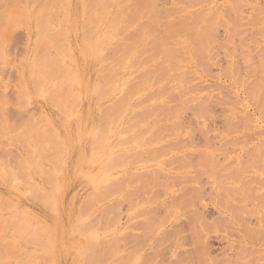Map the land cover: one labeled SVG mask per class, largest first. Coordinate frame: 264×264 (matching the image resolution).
Masks as SVG:
<instances>
[{
  "label": "rangeland",
  "instance_id": "obj_1",
  "mask_svg": "<svg viewBox=\"0 0 264 264\" xmlns=\"http://www.w3.org/2000/svg\"><path fill=\"white\" fill-rule=\"evenodd\" d=\"M15 1L14 0H2V1L0 0V4L1 3L3 4V5L1 4L3 7H0V12H1L0 14L4 13V14L0 15V28L1 27H3V28L7 27L8 28V30H7V28H6V30L3 28H1L3 30L0 29L1 30L0 36L2 39V41L0 40V42L3 43V44L0 43V50L2 51V52L0 51V54H2L0 56L1 57L0 61L2 62L0 65V103L2 105L4 104L3 105L4 110L1 108L2 105L0 104V106H1L0 107V121L3 120V121H1L2 124L0 123L1 124L0 129L2 128L1 129L2 131H0V144H2L0 146V264H125L126 261L128 262L129 257L135 256L136 253H139L140 255L137 254L135 256L136 258H130L131 261H129L130 263L128 262L129 264H160V263L161 264H170V263L178 264L182 261H183V263H181V264H196V263L202 264L203 261H205L203 264H245V262H246V264H251L250 261H252L253 257L256 259H257V257L260 258L257 260L253 259L255 261V262H253V264H262V263L264 264V259L263 260L261 259L262 257L264 258V237H263V235H264V223L263 222L264 221L261 222V220L259 219V216L258 217L256 216V213L252 214L254 207L250 203L248 206L246 205L245 202H249L247 200L248 197H247V199L245 198L246 196H249V195H246L248 193L247 192L244 193L245 191L242 192L241 190H239L241 183L244 182L245 179L247 182L248 178H246V176L247 175L250 176L251 170L249 171V174H248L247 171L250 169L248 166V165H250L249 164L250 161H248L249 162L248 164L246 163L247 162L246 159H248V158H245L247 156L245 152H243L241 154L242 158H241V156H239L240 153H239V151L237 152V150L239 149V146L236 144V141L238 140L237 137H239V134L243 135V137L245 139L243 143H245V142L248 143V141H249L247 138L249 131L247 130L248 127H245V125L246 126L248 124L250 125V118L251 117H249L248 115L253 113V109H252V105H251L253 103V98H252V95H250V94H252V93H250L251 92L250 91L251 78H250V73H247V71H248L247 66L249 63L248 62L249 61V58H248L249 55L253 56V54L255 53L254 52L252 54L251 53L252 50H254L257 46L258 47L264 46V32H263L264 31V0H151L153 2V5H152L153 7H150V9H152V10H150L149 8L147 10H145V8H144V10H142L143 8H142V6H140L141 7L140 12L141 13L139 12L140 15H138V17L139 16H142V17L139 18L140 20H138V17H137V21L135 22V24H131V25H130L129 21H131V23H132L133 20L134 21L136 20V18L131 20L133 18L131 16L133 15L132 12L135 10L134 7H136L135 5L137 4V2H135V5H134L133 4L134 2L132 0H128L127 1L128 3L124 2L123 4H121L120 6L118 5V6L123 7V8L125 7V10H126V8H129L132 10V11L130 10V12H128L129 9H127V11L125 13L123 12L124 16L127 15L130 17V19H128L129 21L126 19L127 16L121 17L123 15L120 14L121 16L119 15V18H120V21L122 20V22L119 23L118 28H116V29L118 30L120 27H122L118 30V32L121 31L118 33V34L121 33V35L115 36L114 33H117V31H114L115 30L114 29L113 31H110V33H111L110 36H109L110 33L108 34V39H107V37L105 39H103V36L106 33V31L108 30L107 29V20H109V18L118 16L117 14H116V16H112L114 11L116 12V10L119 11L118 9H120L117 6L113 7V6H115L117 0L112 1V2H115L114 5L112 2L109 3L110 0H108V5L107 4L106 5L108 8L110 6L109 9H107L106 6H103V4H105V1H107V0H101L102 3L101 2L98 3L97 0L96 1L90 0V1L97 2L96 3L97 5L95 7L93 4L94 10H97L95 13H94V11H92L93 8L92 9L90 8L92 5V2L91 3L88 2L89 0L86 2V0H84L86 2V3L84 2L85 5L87 3H90V5L88 4L90 6L88 12L91 11L92 14L91 13H89V14H91L94 17V18H92L93 21L91 19H89L91 17L88 18V16H90V15H88V13H86V12L85 13L87 15L83 12L86 16H84V14H82L84 18L86 17L85 20H84V18H82L80 16L81 14H79V16L76 17L77 19L75 17L69 18V17H71V15H67L68 16L67 21H70V20L74 21V24L73 23L72 24H70V23L66 24L65 22L62 23L61 20L62 19L66 20V17H67L66 14H68V13L72 14L71 12H69L71 10L70 6H71L72 10H75L77 7L80 10V8H79L81 6L80 0H67L68 1L67 3L64 0H62V1L56 0V2L54 0L53 3L54 4L56 3L55 6L57 7V9H56V7L53 5L55 7V9L58 11V7L61 6L62 10H59L60 13L58 12L59 15H56L57 17L54 14H52V15L50 14L52 16V18H50V15H49V13L53 12V8H51V6L53 4V3H51L52 0H45V2L47 1V2L51 3V4L47 3V5H50L49 9L51 11V12L49 11L47 13L49 18L45 15L46 13H41V12H44L43 10H41V11L39 10L40 13H38L39 11L38 12L36 11L37 6H35L34 3L32 2L34 0H24L26 2V3H24L25 6H23V2H24L23 0H15ZM35 1H36V5H38L37 4L38 0H35ZM57 1H59L60 3H62L64 1L65 6L63 5V3L61 5H59L60 3ZM131 1H132V3H131ZM5 2H6V5H8L9 7L12 6L11 8L13 10L11 8H9L8 6L6 8ZM9 2L10 3L12 2L11 3L12 5L9 4ZM40 2H44V0H42V1L39 0L38 3H40ZM122 2L120 1V3H122ZM16 3H18L17 6L18 5L20 6L22 4L23 7H26L25 11H23V7L20 6V8H19L20 11L22 10V13L25 12L26 16H23L24 14L23 15L18 14L20 11L18 9L19 6L17 7ZM44 3H41V4H43V6H44ZM120 3L118 2L117 4H120ZM130 3L133 6H131ZM28 4H29V6H27ZM32 4L34 5V8H36V9L33 8ZM41 4H39V5L42 8ZM67 4H68V6H67ZM98 4L101 7H99ZM125 4H126V6H125ZM13 5L17 11L16 10L14 11ZM72 5H74V6H72ZM102 6H103V8L105 7L104 10L107 9V11H105V12H104V10L102 11V9H103ZM111 6H112V8H111ZM47 7H49V6H47ZM8 8H9V11L4 10V9H8ZM43 8L46 9V7H43ZM86 8H88L87 5H86ZM86 8H85V11L88 10V9L86 10ZM133 8H134V10H133ZM154 8H155V10H153ZM66 10H67V13H66ZM5 11L9 12V13L7 12L9 14V17L14 16V14L15 15L18 14L19 17L14 16V17H12V19L16 20L18 18L19 20H16V21L17 22L21 21V22L19 24H17V23L15 24V21L10 19L11 21H13V22H11L8 19V15L5 14ZM26 11H27V13H29V15L26 13ZM34 11H36L37 14ZM111 11H113V12H111ZM143 11H145V12H143ZM97 12L102 17L101 16L100 17L94 16V15H98ZM146 12L147 13L149 12V13L147 14ZM61 13L64 15H62ZM106 13H109V14H106ZM150 13L151 14L154 13V15L152 14L153 17L149 16V15H151ZM41 14H43L44 16H41ZM22 16H23V19L20 18ZM40 16L44 17V18H42L43 22L47 17L48 20L51 21V23H50V21H49V23L51 25H53V28H55V26L58 27L57 25H60L58 27L59 30H60V28L65 27L64 30L63 29L60 30L63 32H65V30H69V28L71 26L72 29H70L68 32L66 31V36H67L66 39L68 38V40H67L68 44L71 42L70 46L72 47L73 50L71 51V53H69L67 55L69 56L71 54V56H72L74 53V55L77 59L78 58L80 59V57H78V56H80V54L83 53V52H81V50L83 51V47H84L83 46L84 44L82 45V40H83L82 35H84V34H81L80 31H82V30L84 31L85 28L90 29L91 28L90 26H92L91 24H93L92 28L96 27V29H93L94 32H92L93 31L92 28L90 29L91 33L93 34L92 36L94 37V35L95 36L97 35L95 40L97 39L98 36H101L102 40L100 41V39H99V41L102 44H103V41H105L106 43L103 44L104 46L106 44L108 45V42L113 43V41L111 40L113 37L110 38L113 35L115 36L114 43L116 41V44H120V43L123 44L124 41L125 42L128 41L129 43H125L128 45L129 44L132 45L130 42L133 43L132 47L134 46L133 52L135 54L130 55V56H133V59L134 58L136 59V60L134 59L136 64H134L135 63L134 62L132 67L136 68V66H137L138 70L136 71V69L134 68L135 71H133L132 70L133 68L132 67L130 68L131 63H129L130 65L128 67H127V65H128V63H127L126 67L128 69L125 67L126 69L123 68L124 70H122V69L120 70L121 72H119V73L120 74L122 73L121 75L119 73L116 74L117 75L116 81H118L117 87H119V89H120L122 86H124L123 83L125 85H127L124 81H129V84H130L129 87L136 89V91H138L141 88V86L143 89V85H146L147 88L144 87L145 91L143 90L144 93L142 94L141 97L140 96L138 97L136 95V98H134L135 94H134V96H132L133 99L131 100V102H128L129 107L126 106V107H128V109L127 110L124 109V111L125 110L126 111L121 112V113H123V114H120L122 116L119 115L121 118H119V116H115V117L113 116V115H117L118 114L117 112H116L117 114L116 113L115 114L110 113L111 114L110 115L107 111H105V109H108L107 107L111 108L113 106V103H111L112 101L113 102L116 101V103L119 101L117 99L120 96H118L119 94H117V93H120L121 91L115 92L112 94L109 92L110 93V94L108 93L109 95L107 93L106 94L103 93V95H104L103 96L100 93L101 89H98L99 87L98 88L95 87L97 85V83L99 82L98 79L101 76H102L101 78H103L105 76L104 74L106 72L105 67H103L106 64L104 62H102V60H101L102 56H99L100 58L99 57H95V59L93 58L96 62L95 63L92 62L91 64H89L92 60L89 59V61H88V59H86V57L82 58L83 55L81 54L82 61H81V64L78 66L76 64L80 63L79 59L77 62H75L77 59L74 60V58H75L74 55H73L74 58L71 56H69V58H68L67 55L64 57L65 59L67 58L68 60L71 59L70 61H72V58H73V60H74L73 62L75 63V65L73 64V62H69L68 60L67 61L69 64L65 60V65L68 67H71L70 69H72V68H74V66H76L77 70L75 68V70L72 69V71L73 70H74L73 72L76 71L77 75L80 74L82 76L81 70L84 67L83 76L79 77L83 80L80 86L79 85L75 86L76 84H74V82H72L69 77H68L69 79L68 78L66 79V77H67L66 72H65V75H63L65 77L64 80H66V81L69 80V84L67 83V86L70 87L72 85V83L74 84L73 85L74 88L75 87L78 88V86H79L78 91H80V92H77V91H75L76 89H74V94H75V92L79 93V94H77V93L75 94L78 96V99H75V101L80 99L79 101L81 102V105L79 104L80 106L78 105V107H77V104H74L73 98L72 99L67 98V99H70L68 104H71V102L73 100L72 103H73L74 107L77 108V111H76L77 114L75 112L76 109H74L72 104H71L72 106H70V105L67 106V103L63 102V101L68 102V100H66V97H68V96L71 97L72 95L74 96V94L71 95V93H70L72 91V89H70L72 86L69 88L70 89V91H69L68 87L65 85V82L62 84V82L64 80L59 79V78H62V75H59L61 77H57L60 81H62V82H58V83H61L59 85L61 90L59 89L58 86L57 87L60 91H62L63 86H65L64 88L67 87V89H66L67 91L65 92L66 96H65L64 100L61 102V104H63L62 106H60L61 104L59 102V99H57L59 102L57 108H59L61 110L63 109V112L61 110H60L61 111L60 112L59 109H57V108L56 109L52 108V107L56 106V105L54 106L53 103H54V101L57 102V100L55 98H58V96L60 94L57 97H55L57 94L56 95L53 94V98L51 96L52 100L55 99V100H53V102L50 99H47L46 96H48L50 94L49 93L45 94V91H44V95H43L44 97L38 96V94H36L37 96L34 95L40 89L41 85L39 86V84H41V83L43 84V81L39 75L34 76L35 79L37 78V80H39V82H41V83H39L37 81L38 84L36 82V84L39 86V89L35 90L36 89L35 84H33L31 82L32 76L29 77L27 75V73L26 74L23 73L24 68L22 67V69H23V71H22V69L20 67H21V65H23L22 64L23 61H25L24 62V64H25L27 61H31L32 59L36 58L40 53H42V52H40L41 49L38 46L39 44H38V40H37V39H39V41H40V37L37 38V36L39 35L38 33H41V31L37 32V30H39L40 28L38 26H35L37 24L38 25L42 24V22L39 23V19H41ZM154 16H156L158 18V19H156V21H155ZM55 17L58 19H59V17H61L62 19L58 20ZM97 17L99 19H97ZM4 18L5 19L7 18L6 20L7 21L9 20V21H8V23H6V21L4 20L3 24L4 23L5 24L3 25L2 20ZM152 18H153V20H152ZM183 18H184L185 23L188 22L186 25H188L189 27H186L187 30L185 29L182 31L179 29L180 28L179 22L180 21L183 22L182 21ZM42 19H41V21H42ZM52 19H53V21H52ZM88 19L91 20L90 24H89ZM94 19L99 21L100 24L98 22V25L96 26L97 21ZM187 19H188V21H187ZM55 20L56 21L58 20V21L55 23ZM65 20H63V21H65ZM150 21L152 23H150ZM153 21H155L158 25L154 24ZM23 22H24V25H25V22H27V27L26 26L24 27ZM60 22H61V24H60ZM82 22L86 23V25L83 24ZM126 22L127 23L129 22V26L131 27V28L130 27L127 28V26H126V29H128V30H126L125 27L123 28V25H127ZM12 23H13V26L11 25ZM50 24H48L49 27L47 26V22H46L45 26H42V25H44V24H42L41 29H42V27H44V29L47 27H48V29H51ZM62 24H64V25H62ZM82 24L84 26L83 27L84 29L82 28L80 30V28L82 27ZM120 24H121V26H120ZM137 24L138 25L140 24V25L138 26ZM153 24H154V26H153ZM155 25H157L156 28H155ZM68 26H69V28H68ZM132 26H135V28H136V26H138L137 28H139V29H135L136 31L132 30V28L134 29V27H132ZM147 26H148L149 30L147 29ZM205 26L208 28H206ZM36 27H38L39 29H37ZM141 27L143 28V30ZM35 28L37 30H35ZM74 28H76V29H74ZM158 28H159V30H157ZM171 28H173V30ZM203 28H206V30L205 29L203 30ZM9 29H12L11 32L9 31ZM44 29H43V32H44ZM103 29H106V30L104 31ZM121 29H123V30L125 29L123 31L124 33H122ZM129 29H131V30H129ZM146 29H147V32H146L147 34L144 32V31H146ZM166 29L169 30L168 33H166L167 32ZM170 29H171V31H170ZM71 30H73V31H71ZM90 30H88V31H90ZM137 30L140 32V34H139V32H137ZM140 30L143 33H141ZM199 30H200V32H199ZM46 31H45V33H48ZM83 31H82V33H83ZM88 31H86V32H88ZM98 31H99V33H98ZM103 31L105 33H103ZM76 32L78 33V35ZM133 32H135V33L133 34ZM89 34H87L85 36L88 37ZM136 34L138 36H136ZM208 34H210V36ZM6 35H8V36H6ZM26 35L28 38H26ZM42 35H40V36H42ZM51 35L52 34L50 31V36ZM68 35L71 38L72 37L73 38L71 39ZM149 35H151V36L155 35V38H152ZM159 35L161 37H159ZM2 36L7 37V38H5V40H4ZM47 36H49V35H47ZM85 36H84V38H85ZM156 36H158L159 41H157ZM90 37H91V34H90ZM162 37L165 40H162ZM116 38H117V40L120 38L118 40V41H120L119 43L116 40ZM128 38L129 39L131 38V40L134 38L135 41L128 40ZM138 38H139V40H138ZM160 38H161V40H160ZM33 39L36 40V43ZM69 39H70V41H69ZM85 39L83 40V42L87 43V41ZM179 39H182L183 41L179 40ZM3 40L5 43L3 42ZM140 40L142 43L140 42ZM110 41H112V42H110ZM122 41H123V43H122ZM137 41L140 43H137ZM160 41H162V42H160ZM181 41H182V45H180ZM159 42L161 43V45L163 44V46L160 45V47H159V45H158ZM76 43H77V45L80 44L83 47H81L79 45L81 47V49H78L79 47L76 45ZM114 43H113V45H115ZM167 43H168V45H167ZM125 44H123V45H125ZM138 44H140V46L141 45L142 46L140 47V46H138ZM1 45H3V46H1ZM98 45H99V43H98ZM128 45H126V46H128ZM34 46H36V47H34ZM116 46H118V45H116ZM116 46L112 47V44H111L112 48H110V49L111 50L113 49V50L111 51L109 49V47H108V49L105 50L106 51L105 55L108 54L109 57L111 56L109 58L110 61H112V59L115 60L119 56L120 50H119V48H116ZM167 46H169V47H167ZM1 47H2V49H1ZM3 47H4V49H3ZM135 47H137V48L135 49ZM165 47H167V48H165ZM55 48H57V47H55ZM55 48L51 47L50 51L48 48V51L50 53L52 50L51 56H53V54H54L53 52L56 51ZM115 48L118 49V51ZM161 48H163V49H161ZM39 49H40V51L37 54V51ZM167 49H168V51H167ZM78 50H80L79 51V53L81 52L80 54L78 53ZM109 50H110V52H109ZM115 50H116V52H115ZM121 50H123V49H121ZM161 50H162V53H160ZM141 51H142V54H140ZM57 52H58V50L56 51V53ZM151 52L154 55H150V54H152ZM165 52H167V53L170 52L172 54L170 56V53H168L170 58L174 57V59L176 60L177 66L175 65V62L170 63V61H169L170 58L168 57V55L167 56L165 55ZM33 53H34V55H33ZM116 53L118 55L115 56ZM144 53H145V55H143ZM174 53H175V55H174ZM3 54H5L7 57L5 55L3 57ZM76 54H79V55L76 56ZM122 54L126 55L127 53L123 52ZM123 55H120L121 57L119 56L120 59L126 60L127 57L125 59V56H123ZM159 55L160 56L162 55L163 57L162 56L160 57ZM33 56H34V58H33ZM2 57L4 59H2ZM21 57H22V59H21ZM23 57L25 59H23ZM147 57H151V58H147ZM165 57H167V58H165ZM254 57H255V55H254ZM256 57H257V53H256ZM145 58L150 59L149 62H147V59H145ZM97 59H98V61H97ZM166 59H167V61H166ZM250 59H251V57H250ZM83 60H84V63H86L88 61L87 63L89 65H87V63H86L85 66H83L84 65V63L82 64ZM100 60H101L102 64L100 63ZM20 61H21V65H20ZM70 63L72 66H70ZM142 63H144L146 67L143 65L144 66V68H143ZM165 63H167V64H165ZM159 64H161V66ZM23 66L25 67V65H23ZM79 66L82 67V69ZM140 66H142L141 67L142 69H139ZM148 66H149V70H146V71H150L151 73H149V72L148 73L151 74L152 77L150 79V76L148 74L149 80L146 82V80L142 79V75H143L145 69L148 68ZM179 66H181V67L177 68ZM78 67L81 70L79 69V71H78ZM101 67H103L102 68L103 71L98 70V69H101ZM161 67H162V69H161ZM175 67L178 70L179 69L180 70L177 71ZM150 68H151V70H150ZM163 68L165 69L164 72H163V70H164ZM86 69H87V74L86 73L84 74ZM116 69H118V67ZM143 69H144V71H143ZM159 69H160V71H157ZM167 70H169V73H167ZM20 71H22V72H20ZM116 71H115V73H116ZM129 71H130V73H129ZM161 71L164 74L165 73L166 74L164 75ZM160 72H161V75H160ZM62 73L64 74V72H62ZM158 73H159V76H156V78H155L156 80H155L154 79L155 76L153 77V75H157ZM128 74H130V75H128ZM168 74H170V75H168ZM171 74L174 77L171 76ZM80 75H78V76H80ZM84 75L86 78L84 77ZM140 75H141V77H140ZM20 76H22L24 79V82H27V83H22L23 79ZM68 76H71V75L69 74ZM98 76H100V77H98ZM138 76L140 77L139 79H138ZM161 76H162V78H161ZM177 76L180 78H178ZM26 77H28V78H26ZM125 77L127 80L125 79ZM128 77H132V78L130 79ZM159 77H160V81H162V79H164V77H165V79H164L165 81L164 80L162 82L158 81ZM19 78H21L22 80H18ZM26 79H29V81L31 82L32 85L31 84L28 85L29 81ZM140 79H142L144 81V83H146V84H143V81H140ZM50 80H51V77H50ZM54 80L55 79L52 78L51 81H54ZM88 80H90V84L88 86L91 85L89 88L86 87V84L89 83ZM91 80L93 82H91ZM100 80H102V79H100ZM150 80H151V84H149ZM169 80H170V82H169ZM171 80L172 81L174 80V82H171ZM176 81L178 82V84ZM186 81H188V84L186 83ZM240 81L241 82L245 81V84H244V82H242L243 83L242 84ZM20 82L23 84L22 87H20V85H22ZM83 82H84V84H83ZM95 82H97V83H95ZM103 82L101 84H103L102 85V86H104L103 88L106 89L105 86L107 84H105L104 80H103ZM140 82H142V84ZM157 82H159L160 84L163 83L164 86H166V84H167V86L164 87V86H162V84L158 85ZM164 82H166V84ZM238 82H240L242 86L244 85L243 86L244 88ZM19 83H20V85H19ZM174 83H175V85H174ZM99 84L97 86H101ZM121 84H122V86H121ZM179 84H181V85H179ZM37 85H36V87H37ZM93 85H95V86H93ZM24 86H25V89H24ZM29 86H31V87L29 88ZM149 86L150 87L152 86V87L150 88ZM160 86H161V89H160ZM179 86H181V87H179ZM94 87L99 90V91L97 90L99 92L98 94L99 95L101 94L102 97H100L101 95L99 96L98 94H94V93H97L96 91L95 92H94V90L90 91V88L94 89ZM174 87H176V88H174ZM43 88H45V87H43ZM85 88H87L88 91H86ZM103 88H102L101 92H103ZM132 88H130L129 92H131ZM165 88H166V90L168 89V92L164 91ZM21 89H23V90L21 91ZM58 89H56V92ZM134 89H132V91ZM147 89H149V90H147ZM24 90L28 91V94H29L28 97L26 96L27 93ZM41 91H43V90H41ZM60 91L58 93H60ZM63 91H65V90H63ZM19 92H21V94L23 92V95L19 96ZM82 92H84V93H82ZM38 93L40 95L43 94V93H40V91ZM161 93H162V95H160ZM62 94H63V92H62ZM84 94L86 97L84 96ZM93 94L95 97L93 96ZM79 95H81V96H79ZM87 95H89V96L87 97ZM90 95H91V97H90ZM24 96L27 97L28 101L24 98ZM83 96H84V98H83ZM115 96L118 98H115ZM18 97H22L21 98L22 100L19 99V101L21 100L20 105H18L19 104ZM97 97L99 98V100H100V98H102L101 99L102 101L101 100L99 101ZM128 98H129V96H128ZM44 99H45V101H44ZM186 99L188 101H185ZM22 101H23V105H22ZM48 101L50 103L52 102L53 105L49 104ZM79 101H76L75 103H77V102L80 103ZM128 101H130V100H128ZM183 101L186 103H184ZM111 104H112V106L110 107L109 105H111ZM182 104H183V106H182ZM243 104L245 107L243 106ZM137 105H140L139 108L137 107L138 109H136ZM64 106H65V108H63ZM180 106H181V108H180ZM68 107H70V108H68ZM150 107H153L155 109L152 110V108H150ZM142 109H143V111H142ZM145 109H147L149 111V115L147 114L148 111H146ZM149 109H151L152 112L155 113V115ZM73 110H74V112H73ZM99 111L101 112V115H99L100 114ZM67 112H68V114H67ZM79 112H81V113H79ZM105 112H107L110 115V116H108L109 120H110V118L112 119L111 123L109 122V124H110L109 126H111V124L114 121H115L114 124L117 122L115 126H113V127L111 126L112 129L110 127H108V125H107L108 120L106 121L107 114ZM145 112H147V113H145ZM4 113H5V115H4ZM61 113H64V114H61ZM102 113H103L104 117L102 116ZM175 113H176V115H175ZM78 114L81 116H78ZM105 114H106V116H105ZM143 114H144V116L147 114L146 117L151 116L152 119L149 118V119H151V120H149V119H146V117L145 118L143 117L144 118V121H143V119H140L143 116ZM1 115H3V116H1ZM71 115H73V116L75 115V117L76 116L77 117L73 118V116H71ZM87 115L88 116L91 115V116L88 117ZM140 115H142V116H140ZM258 115L260 116V114H258ZM99 116H102L100 118L102 121H100V119L98 118ZM170 116L172 117V119ZM239 116L241 118V120L239 121V122H241L240 124L243 123L241 126L239 125V122L237 121V120H239L238 119ZM46 117H49V118H46ZM66 117L68 118V120H66ZM78 117L80 119L79 120L80 122H77L78 120H75ZM82 117H83V119H81ZM135 118H137V119H135ZM168 118H169V120H168ZM246 118H248L249 120ZM46 119H47V121H46ZM98 119H99V121H98ZM117 119H119V120H117ZM242 119H244V120H242ZM138 120L140 122L143 121L145 125L143 124V122H141L142 123L141 124ZM44 121H46L45 124H44ZM90 121H92V124ZM152 121H154V122H152ZM66 122H67V124L63 125ZM74 122L79 123L80 126H78ZM81 122L83 125L81 124ZM85 122H87V123H85ZM99 122H100V125H99L100 128L102 126V132L104 131V128L105 129L107 128V130H108V131L106 130L107 133H103V135H105V136L107 135L106 136V138H107L106 146H108V147H106V148H103V146L100 143H98V139L103 135H100V137H99V135L94 136V134H92V133L97 134L101 131V129L98 128L100 131L98 130L99 132L98 131L95 132L97 130L96 128H97ZM101 122H103V123H101ZM137 122H139V123H137ZM237 122H238V124H237ZM30 123H32V124L36 123L37 125L35 126V124H34L33 126L38 127V125H39L40 129L41 128L45 129L44 131L41 129L42 130L41 131V130H39V127H38L37 133L39 132V133H41L39 135H42V134H44V132H46L44 135V137H46V138H45V144H43L44 145L43 147L44 148L47 147L45 150H47V151L49 150V152L55 153L54 154L55 156H48L51 153L48 155L43 153L42 156L41 155L39 156V153H41L42 151L41 152L39 151V153H38L37 149L39 147H35L36 148L35 149L34 146L36 143L35 142L32 143V141H34L36 139V137L38 136V135L36 136V129L37 128L34 129V134L36 137L34 135H31L33 133V129H32V131H30L31 134H28V136H31V138L26 135V133H28L26 127H28ZM104 123L106 124V126ZM179 123H180V125H179ZM61 124H62V126H61ZM86 124H90V125L86 126ZM114 124H112V125H114ZM173 124L176 125L177 128H175V126ZM3 125H4V127H3ZM41 125L46 126V127H41ZM125 125H126V128L123 129L125 127ZM148 125H149L150 129L148 128ZM31 126L29 128H32ZM90 126L92 128L95 126L94 127L95 129L93 132H88V131H90L89 130L91 128ZM169 126L172 128H170ZM47 127H50V128H47ZM77 127H78V129H77ZM79 127H80V129H79ZM88 127H90V128H88ZM182 127H184V128H182ZM239 128H240V131H239ZM50 129H52V131H50ZM171 129H173V130H171ZM4 130H6V131H4ZM83 130H84V132L86 131L87 134H86V132L82 134ZM112 130H113V132H112ZM176 130H179V131H176ZM181 130H182V132H181ZM71 131H72V133H71ZM91 131H92V129H91ZM110 131L112 133H110ZM126 131H128V132L126 133ZM171 131H173V132H171ZM174 131H176L177 133L176 132L174 133ZM241 131H242V133H241ZM2 132H5L6 134L2 133ZM55 132H57V134ZM77 132H78L77 135L79 136L78 140H76L77 136L75 137ZM120 132H121V134H120ZM140 132L142 134L141 136L139 135ZM88 133H91L92 135L88 134ZM155 133L158 135H155ZM246 133H247V135H246ZM48 134L49 135L51 134L52 136L50 135V138H49ZM58 134H59V137L57 136ZM128 134H130V136ZM131 134H132V136H131ZM133 134H134V137H133ZM135 134H137L142 140L138 139L137 138L138 136ZM171 134H173V136ZM16 136H18V137H16ZM22 136L28 137V138H26V142H25V140L23 141V138L25 139V137H22ZM32 136H34L35 138L34 137L32 138ZM135 136H137L136 138L138 140L135 138ZM156 136H158V138L156 139L158 142L155 141V139H154ZM161 136H162V139L160 138ZM168 136H170V137H168ZM174 136H175V139H174ZM14 137L16 138V140ZM62 137H63V141H61ZM128 137H129V139H130V137H131V139H132V137L135 138L136 139V140L134 139L135 144H134L133 139H132L133 143L128 139L129 142H131V143L127 142L128 145L125 144L126 141H128L127 140ZM187 137H188V139H187ZM42 138H43V135H42ZM58 138H59L60 142H59ZM94 138L95 139L97 138V140H95ZM183 138H185L187 141ZM53 139L56 140L57 142L54 141ZM116 139H117L119 144L115 143V142H117ZM70 140L74 142L73 143L74 145L71 143ZM94 140L96 141L95 145L99 144L97 146V148L94 147L95 146L93 144V142H95ZM161 140H162V142H161ZM35 141H37V140H35ZM43 141H44V138H43ZM78 141H79V143L77 144ZM87 141L88 142L90 141V142L88 143ZM137 141H139V142H137ZM150 141L152 142V145H149V144H151ZM174 141L176 142L177 145L171 143ZM24 142L26 144H24ZM143 142H145L147 144L149 142L147 147H146V144H144ZM58 143H60V144L64 143V144L59 145ZM246 143L243 145L248 148V146H246ZM69 144H71V145H69ZM129 144H130V146H129ZM154 144L156 145V147ZM46 145H49V147ZM100 145L102 146V148ZM124 145H126L127 148ZM163 145H165V146H163ZM210 145H211V147H210ZM58 146H59V148H58ZM64 146L66 149L68 147H71L70 149L68 148L69 150L67 149L68 153L64 152V151H66ZM72 146H74L75 148ZM153 146L155 147L154 149L151 148ZM60 147H61V149H60ZM148 147H150V150L152 149L153 151L151 152L148 149ZM245 147H244V149L246 150L247 148H245ZM92 148H96V151ZM108 148L111 151V155L114 157L117 155H119V156L124 155L123 151L125 148L129 154L132 151L131 156L132 155L134 156V153L138 154L140 152L139 151V149H140L143 153V154L139 153L140 158H142V159H140L138 155H135V161H137L136 160L137 156H138V159L140 160V162L146 158L143 161V162H145V164L143 165V163H138V164L136 163L137 167H136V165L131 167L132 166L131 163L133 164L135 161H132L131 158H133V157L130 158L129 156L126 155L125 157L128 160L124 156H122L121 159H119L120 161H122V163L120 164L118 161L119 166L117 164H116L117 166L114 164L113 166H115V167H113V166L109 167L108 166L109 168H107L105 165H107L108 157H110L109 156L110 152H108ZM146 148H147V150H149V153L147 152V150H145ZM172 148H175L176 150L175 149L173 150ZM32 149H33V151H32ZM50 149H52V151H50ZM99 149L104 151L103 154H102V151L100 152ZM167 149H168V151H167ZM199 149H201L202 152ZM204 149L206 151H209V152H206ZM26 150H29V153H27ZM30 150H31V153H33L32 155L30 153ZM60 150H62L63 152ZM91 150H93V151H91ZM113 150L115 152H113ZM154 150H156L155 152H157V153H155ZM158 150L160 151V153H158L159 152ZM169 150H170L171 156L168 155ZM82 151L84 153H82ZM97 151H99V154ZM34 152H35V154H34ZM90 152H91V155L89 154ZM94 152L98 154V158H97V154L96 155L92 154ZM117 152H118V154H116ZM162 152L166 153L167 156H165V157L160 156V158L158 160L155 159V160H157L156 164H158V165H156L155 163L153 164V161H155V160L152 161L151 159L147 158L149 156H152L150 158H153V157L157 158V156L156 155L153 156L152 153L153 154L154 153L155 154H164ZM203 152H205L206 155L208 153L207 158H209L208 159L209 163L205 157L206 156L205 154L203 156L200 155ZM28 154H30L31 156H29ZM44 154L47 155V156H45V158H43ZM56 154H57V156H56ZM67 154H68V156H67ZM101 154L104 155L105 158ZM58 155H60V156H58ZM81 155L82 156L84 155V156L82 157ZM94 155L96 158H93ZM141 155L145 156V158H143V156H141ZM146 155H148V156L146 157ZM180 155H183V156H180ZM209 155H211V156H209ZM173 156H174L175 160H176V158H179L181 163L179 164L176 161L173 163H172V161L168 162V160H170V159L173 160L172 159ZM181 157L185 158V159H183L185 162L181 161V159H182ZM243 157H244V159H243ZM91 158L94 159V161ZM99 158L102 160H99ZM240 158L243 159V160H241L242 164H243V166H241V167H243L242 172L241 171L239 172L237 170L239 168V166L237 168V165H238L237 162H238V160H240ZM105 159H106V162H105ZM179 159H177V160H179ZM211 159L213 162L210 161ZM124 160L126 161V163H124ZM133 160H134V158H133ZM159 160L160 161L163 160L162 161L163 163L162 162L160 163ZM202 160H204V162ZM128 162L131 166H128V164H127ZM164 163H165V165H163L162 167L159 165V164L162 165ZM166 163H170L171 165L170 164L167 165ZM206 163H208V164H206ZM211 163H214L216 165L211 164ZM178 164L179 165L182 164V165L179 166ZM209 164H210V166H209ZM139 165H141V166H139ZM193 165H194V167H193ZM142 166L143 167L145 166L144 170L140 169ZM158 166H159V169H157ZM177 166H178V169H182V170L181 171L179 170V172L176 174V172H173V171L177 168ZM39 167L42 168L41 171H40ZM43 167L45 169H43ZM170 167L173 168V170L171 169L172 171L169 170ZM152 168H154V169L152 170ZM161 168H162V170H160ZM146 169H148V170L150 169L154 174L155 173L157 174V171H158L160 173V175H163V177H161L162 179H164L167 176V175H165L166 173H168V176L171 174L172 175V176L170 175L171 177H173V175H174L175 180L177 179L176 176L178 175L177 177H179V178L176 180L177 183L176 184H174L172 182L169 183V185H171L170 187L167 184L168 189L166 188L167 181L164 180L166 183L165 184L163 183V187L166 188V189L164 188L166 191L168 190L170 192V194H168L169 198H168V196H165L166 191H163V193H162V190H164L162 186H160V187L155 186L156 187L155 190H158V192L153 190V192L156 193V194L154 193V195H156L157 197H155L153 195V192L150 191L152 189V187L150 188L148 186L150 188L149 191L152 195V198H154V197L156 199L158 198L157 203L154 202V201H156L155 198H154L155 200L151 198L153 201L151 199H148L149 197H151V195L147 193L149 188L146 189L147 190L146 194H145V191L140 190L139 185L141 186V181H140L141 178L139 179L138 177H142L143 180H145L146 175H144L145 176L144 177L143 174L144 173L148 174V171H147V173L144 172ZM140 170L142 171L141 176H137L138 174H136V173L131 175V176H133V178L129 176L130 172H132V171L133 172H136V171L139 172ZM150 170H149V172H150L149 174H152V172ZM155 170H156V172H155ZM197 170L198 171L201 170L202 173H200L201 171L197 172ZM160 171L162 172V174ZM175 171H178V170H175ZM194 171H196L198 174L195 173ZM237 171L239 172V174H242V176L241 175L239 176V174H237L238 173ZM163 172H165V174ZM184 172L186 174H189L188 177H192V175H195L194 177L197 176L196 179L195 178H190V179H194V181L195 180L199 181L200 185L197 184L198 183L197 181H195L194 183H192L193 182L192 181L191 183L187 184L186 179L188 177L186 178V176H184V174H185ZM231 172L235 176L237 174L240 179H242V180L244 179V180L240 183H238L236 181V183H237L236 184L235 181H233V179H232L233 175L231 174ZM211 173H215V174H211ZM228 173H230L231 176ZM160 175H158V177ZM222 175L226 176V178H229V180L230 179L231 180L230 181L229 180L227 181V179L224 180L223 179L224 177ZM104 176L108 181L104 178ZM114 176L117 177V179ZM118 176H119V178L122 177L123 181L127 178H129V179L132 178V180H134L135 179L134 176L137 177L140 184L138 185L139 182L137 183V181L135 182V180L132 181L133 182L132 184L135 183L134 185H136L133 192L135 194L137 193L136 198L135 197L134 198L135 199L138 198L139 199V200L137 199L138 201L135 200L133 197H132L133 198L132 199L128 194V190L129 189L131 190V189H133L132 187H134V185H132L131 182H129L131 185L128 184V186H127V188H129V189H126V185H127L128 181H131V179L130 180L127 179L126 185L124 184L123 186L118 187L117 185H120L119 183L122 181V178L118 179ZM180 176H182V178H183V176L185 177L184 178L185 180L183 179L184 181L181 178V180L183 182L178 181L180 179ZM220 176H222V177H220ZM227 176H230V177H227ZM238 176H236V177H238ZM148 177H149V175H148ZM158 177H157L158 181H154V183L155 182L159 183L160 177H159V179H158ZM218 177L220 178V181H223V182H220ZM174 178L173 179L171 178L170 181H173ZM221 178L223 180H221ZM239 178L237 179L238 181H240ZM165 179L169 180L167 178H165ZM104 180H106V181H104ZM113 180H115V182L118 180V182H119V183H117V185H115V188H116V186L118 188V189L116 188V190H117L116 192L114 190L115 189L114 186L111 187V185H113L115 183ZM119 180H121V181H119ZM234 180H236V179L234 178ZM110 181L111 182L113 181L112 182L113 184H111V183L108 184V182H110ZM161 181H163V180L160 179V185H161ZM33 182L35 183L34 185H33ZM181 182L184 184L182 185ZM219 182H220V184L222 183L221 184L222 186L219 184ZM106 183L109 186H107ZM123 183H125V181ZM158 183L156 185H158ZM37 184H39L40 187ZM177 184H179L178 186H180V185L183 186V188L180 186V189H179L176 186ZM121 185H122V182H121ZM142 185H144V183ZM145 185H147V184H145ZM172 185L175 188H173ZM137 186L139 189L137 188ZM184 186H186V188H188V189H185ZM189 186H191V187L194 186L195 188L196 187L198 188L200 186L198 189L199 192H198L197 188L195 189L197 191L194 192V190H193L194 187L192 188V190H193L192 191L189 188ZM233 186L235 188H238L239 191L237 189L235 190V188L233 189L235 191H232V189H230V187L232 188ZM36 187H38L39 189ZM94 187L95 188L98 187V188L95 189ZM99 187H103L102 190H100ZM120 187L125 188V190L123 189V191H122V188H120ZM171 187H172V189H171ZM242 187L243 186H241L242 190L245 189L244 187L243 188ZM145 188L146 187H144V189ZM42 189H43V191L45 190L44 192L46 195L43 194L44 192H40V191H42ZM98 189L100 190L99 195L97 194L98 191H96ZM126 190H127V194L129 196L130 201H132L134 204L136 203L135 205L132 204L133 207H135V209L133 210L134 214L132 213V215H131L132 211L130 213H128L129 210L131 209L130 204H129V207H128V205H126V202L128 200ZM183 190H184V192H183ZM188 190H191V191H189L188 195L185 196V192L187 193ZM139 191H142L143 193L142 192H140V193H142L144 196L148 195L147 198L144 197L145 201L142 199L143 195H140ZM174 191L176 194H174ZM178 191H180V192H178ZM221 191L227 193V195H230L232 199H230V196H229L228 198L226 197L228 199V200H226L225 193L222 194ZM236 191H238L239 193ZM38 192L41 194H39ZM92 192H94V194H92ZM190 192L193 193V196L190 194ZM122 193L124 194V197H122V195H123ZM199 193H200L201 197H200ZM90 194L93 195L92 196L93 198H91L94 200L93 203H92L93 200L90 199L91 196H88ZM101 194H104V195H101ZM130 194L132 195V193H130ZM189 194H190V196H189ZM194 194H195V196H194ZM94 195H96L97 197L95 198ZM158 195H159V197H158ZM176 195L178 197L177 200H179V202L177 200L176 201L179 204H180V201L183 199V201H182L183 203H181L182 206H183V204L186 205V203H187V205H189V207H191V205L193 207L196 204L194 201H195V199H197L196 202H198V203L195 206L197 207V205L200 204V205H198L199 208L198 207L196 208V210L198 212L196 213V211H195L194 213H191L192 209L195 210V206L193 208L192 207L189 208L186 205L187 206L186 209L182 208V210H180V211L176 210V212H177L176 217L174 219L171 218L173 221L170 219L169 223H167V225H164L166 223H163V222H167L166 219L167 220L169 219V217H167L168 213H165L166 215L164 213H161V212H164L165 209L161 208L159 211L158 209L161 206H158V205L159 204L162 205L163 203L165 204V202H164L165 199L166 200L169 199L168 202H166V204L170 203V198L172 196H175V198H176ZM197 195H198V197H197ZM51 196H53V197H51ZM107 196H109V199L105 200V199H107V198H105ZM125 196L127 197V199L125 198ZM164 197H166V198H164ZM192 197H197V198H195V199L193 198L194 200H192ZM199 197H200V200L198 199ZM222 197L225 199V201ZM236 197H239V198L243 197L242 199H240V200H242V202H240V200ZM48 198H49V200L45 202V199L47 200ZM101 198L104 199L105 201L104 200L102 201ZM120 198L121 199L125 198L126 199V200L124 199L125 203L122 201L123 199L121 200ZM233 198H235V199H233ZM243 199L245 201L244 202L245 204H243ZM89 200H91V202ZM229 200L230 201L232 200L233 202L232 201L230 202ZM234 200L239 201V202H235L236 203L235 205H239V203H240L239 206L242 207V209L245 207L247 210L249 209L250 212H248V213H250V214H248L246 212L247 211L246 209H244L243 212L245 214H243V212L241 211L242 209H240L238 206H236L241 211V213H239V209H237L236 210L237 214H240L242 217H244V219L241 217H240L241 219H238L240 215L236 216L234 214L236 207L233 209L234 213L230 212L232 207H231V209L228 207L230 209L228 213H230V214L232 213L231 214L232 218L230 217V214L226 215L227 213L222 214V216H221V211L222 210L225 211V208L227 207L226 204L228 202L230 204L231 203L234 204ZM187 201L188 202L190 201L192 203L189 202L190 204H188ZM87 202H88V204H87ZM161 202H163V203H161ZM177 202H175V203H177ZM218 202H219V204H221L220 206L217 204ZM83 203H85V204H83ZM224 203H226V204H224ZM86 204L92 207L91 210H90V208L86 207ZM91 204H94V205H91ZM138 205H139L140 209H139V207L137 208ZM141 205L144 207H142ZM223 205H225V206H223ZM112 206H113V208H112ZM157 207H158V209H157ZM164 207H166V206H164ZM168 207H169V205H168ZM143 208H145V209H143ZM153 208H155V209H153ZM137 209H139V210H137ZM141 209H143V210H141ZM156 209L158 211H156ZM103 210L107 211L108 214L106 212H103ZM135 210L137 212H139L140 214L135 215L137 213V212H135ZM146 210L147 211L150 210V211L147 212ZM154 210L156 212H153ZM162 210H164V211H162ZM188 210H190L189 211L190 213L187 212ZM233 210H231V211H233ZM143 211H146V213L148 215L150 213L156 214L157 218L159 217V219L154 218V217H156V215L150 216V215H152V214H150L149 215L150 220H149L148 217H144ZM102 212L106 215L103 216L104 214ZM111 213H113V214H111ZM126 213H127V215L128 214L129 215L127 216ZM141 213L143 214L142 216H141ZM146 213H145V216L147 215ZM158 213H161V215L166 217V219L163 218V216L161 217V215ZM180 213L186 214V216L184 215L185 219L183 218V215ZM195 213H196V215H195ZM192 214H194L193 216H195L194 217L195 219H193ZM233 214L236 216V218L238 217L236 219L237 221L235 220L234 216H232ZM100 215L102 217H100ZM181 215H182V217H181ZM189 215H190V217H189ZM107 216L109 218H107ZM138 216L141 218H136ZM197 216H198V218H200L199 220H201V221H199V220L197 221V219H198V218L196 219ZM128 217L129 218L133 217V218H136L137 220H134V219L131 220L132 222L135 221V223L133 222L134 224L131 222L128 223V220H127ZM226 217H228V218H226ZM160 218L164 219L165 221L160 219ZM177 218H179V219H177ZM190 218L193 221V225L190 224V223H192V221H190L191 220ZM111 219H113V221H117V219H119L120 221L118 220L119 221V222L117 221L118 224L114 225L113 223H117V222H113ZM155 219H156V221H155ZM138 220L140 223H138ZM157 220H159V222ZM160 220H161V222H160ZM195 220L198 223H196ZM257 220H259V222ZM150 221H152V222H150ZM174 221H175V223H172L173 226L170 228V226L172 225L171 222H174ZM177 221L178 222L180 221V222L178 224H176ZM238 221H239V223H238ZM154 222H155V224H154ZM244 222H246V223H244ZM144 223L147 225H144ZM156 223H158V224H156ZM130 224L133 226L136 224V228H133L131 226L132 228L130 227V229H132V230H130V229L124 230L125 225L128 226L127 228H129ZM140 224H143L142 227H140L141 226ZM200 224H202L204 226V228ZM137 225H138L140 230L138 229ZM156 225L162 226L163 232L167 231V234L169 233V235H167L166 233H163L166 235H159V233H160V231H162V229H161V227L159 228V226L157 227ZM175 225L179 229H177L175 227ZM256 225H258V226H256ZM153 226H155L157 229ZM233 226H235V227H233ZM144 227L146 229H143ZM231 227H233V229ZM246 227L249 229H247ZM121 229L123 232H125L124 234L127 233L128 236L127 235L125 236L123 234L124 237L121 238V236H122L120 234V232L122 233ZM142 230H144V231H142ZM151 230L153 232H151ZM178 230H180V232ZM191 230H193V232L195 231L194 232L195 236L192 234V232H190ZM127 231H129V232H127ZM141 231H142V233H141ZM174 231L176 234L174 233ZM247 231H248V233H247ZM250 231H251V233H250ZM132 232L134 234H136V237L133 238L132 236H130V234H133ZM150 232L152 233L151 235L149 234ZM171 232H172V234H171ZM143 233H145L146 235H144ZM190 233H191V235H190ZM252 233H254V234L251 235ZM134 234H133V236H135ZM137 234H139V238H138ZM153 234H155V235H153ZM247 234H248V237H247ZM117 235H119L120 237L118 238ZM147 235H148V237L153 236L154 238L151 239L152 238L151 237L149 239L147 237ZM199 235H200V237H199ZM257 235H258V237H257ZM160 236H162L161 240H160ZM166 236H168V237L171 236V237L166 238ZM193 236L195 239H192ZM252 236H254V237L252 238ZM128 237L131 240L132 244L131 243L128 244L126 242L124 243V240L128 241ZM157 237H159L158 240L161 241V243L158 241L155 244L160 243V245H163V247L158 244L159 246H157L158 247L157 249L149 248L153 242L157 241ZM239 237L240 238L243 237L242 240ZM135 238H136V244L134 242H132V241H134ZM137 238H138V240H137ZM181 238L182 239L184 238V239L182 240ZM261 238H262V240H261ZM178 239H179V241H178ZM148 240H151V242H149ZM194 241H197L198 245H197V243H194ZM176 242H177V244L179 243L178 244L179 247H181L182 245H184V246H182V248H179L177 246ZM137 243L139 245L141 244L140 246L142 249L141 248L137 249V246H136ZM174 243H175V245H174ZM181 243H184V244L180 245ZM185 243L188 244L189 246L185 245ZM201 243L202 244L204 243V245H202ZM124 244H125V246L129 245V246H127L128 248H124ZM199 244H200V247H199ZM109 245H110V247H109ZM139 245H138V248H139ZM146 245H147V247H146ZM193 245H195V246H193ZM244 245H246V246H244ZM196 247H198V248H196ZM246 247H247V249H244ZM251 247H252V249H251ZM92 248H93L94 252L91 250ZM201 248H202V250H201ZM203 248H205V250ZM170 249H171V251H170ZM129 250H130L131 254L128 253V255L130 254L131 256L130 255L128 256L126 254L127 252H129ZM158 250H160L161 253H159L160 251H158ZM194 250L196 252L198 250L197 254L199 253L200 257L195 254L196 252ZM250 250H251V252H250ZM199 251L203 252L202 254H205V255H201V252H199ZM151 253H152V256H151ZM93 254H97L98 257H100V258H97V255H95L94 257L91 258V256H93ZM244 254L246 257H244ZM134 259L135 260L137 259V260L135 261ZM172 259H174L173 260L174 262L172 261ZM258 260H259V262H257ZM248 261L250 263H247ZM176 262H178V263H176Z\"/></svg>",
  "mask_w": 264,
  "mask_h": 264
},
{
  "label": "bare ground",
  "instance_id": "obj_2",
  "mask_svg": "<svg viewBox=\"0 0 264 264\" xmlns=\"http://www.w3.org/2000/svg\"><path fill=\"white\" fill-rule=\"evenodd\" d=\"M1 1H2V0H1ZM14 1H15V0H14ZM23 1H24V0H23ZM34 1H35V0H34ZM34 1H32V2L34 3L35 6H37L36 8H37V9L39 8V9L37 10L36 8H34V5L32 4L33 8L36 9L37 12H38L39 10H40V11L43 10L44 12H41V13H46L45 15L48 17V14H47V13L50 11V9H49V8H50V5H47V3L51 4V3H53L54 0H52L51 3H50V2H47V1L45 2V0H44L45 3H44V2H40V3H38V1H39V0H38V1H37V4H38V5L41 4V3H44V6H43V4H41V5H42V8L40 7V5H39V6L36 5V1H35V2H34ZM41 1H42V0H41ZM59 1H62V0H59ZM59 1H57V2H59ZM64 1H65L66 3L68 2L67 0H64ZM64 1H63L62 3H63V5L65 6ZM87 1H88V0H86V2H87ZM95 1H96V0H95ZM95 1H90V0H89L88 2H90V3L92 2V5H91V7H90V6H89L90 3H87L86 5H87L88 8H86V5H85L86 2H85L84 0H80L81 6H82L83 8L80 6V7H79L80 10L78 9V7H77L75 10H72L71 6L69 5V6H70V9H71L69 12H71L72 14H69V13L66 14V13H67V10H66V13H65V12H64V13L66 14V16H67V15H71V17H69V18H73V17L76 18L77 16H79V14H81L80 16H81L82 18H84L82 14H84V13L86 12V13H88V15H90V16H88V18L91 17V18H89V19L92 20V18H94V17L91 15V14H92L91 11L88 12V11H89V7H90L91 9L93 8L92 11H94V13H95V12L97 11V10H94V7L97 5L96 3H97V2H98V3H100V2L102 3L101 0H97V2H95ZM112 1H114V0H110L109 3L112 2ZM115 1H116V0H115ZM120 1H121V2L123 1V2L120 3ZM127 1H128V0H125V1H124V0H119V1L117 0L115 6H113V7H116V6H117L118 8H120V9H118V10H119L121 13H120L119 11H117L116 9H115L116 12H115V11H114V12L111 11V12H113L112 16H116V14H117L118 16H116V17H112V18H109V20H107V29H108V30L106 31V33H107V34H106V33L104 32L106 29H103V30H104L103 33H105L104 36L102 35V36H103V39H105L106 37H107V39H108V34L110 33V31H113L114 29H115L114 31H117V33H114L115 36H117V35L120 36V35H121V33L118 34L119 32H121V31L118 32V30H119L120 28H122V27H120L118 30L116 29V28H118L119 23L122 22V20L120 21L119 15L121 14V15H123V16L120 15L121 17H126L127 15L124 16L123 12L125 13V12L127 11V9H129V8H126V10H125V7L123 8V7H119V6H120L121 4H123L124 2H127ZM132 1L134 2V3H133L134 5H135V2H137V4L135 5L136 7H134L136 11H135L134 8H133V10H134L135 12L133 11V12H132L133 15L131 14L132 16H131V15H130V16L133 17L131 20H133L134 18H136V20H135V21L133 20L134 22L132 21V23H131V21L128 20V19H130V17L127 16L126 19L130 22V25H131V24H135V22L137 21V17H138V15H140L139 12L141 11V9H140L141 7H140V6H142V8H143L142 10H144V8H145V10H147L148 8L150 9V7H153V6H152V5H153V2H152L151 0H136V1H135V0H132ZM132 1H131V3H132ZM15 2H16V1H15ZM15 2H14V3H15ZM17 2H18V1H17ZM20 2H21V1H20ZM55 2H56V0H55ZM73 2H74V1H73ZM84 2H85V3H84ZM93 2H94V3H93ZM118 2H119L120 4H117ZM129 2H130V1H129ZM11 3H12V2H11ZM11 3L9 2V4H11ZM18 3H19V2H18ZM18 3H16V6H17ZM24 3H26V2H25V1L23 2V6H25ZM59 3H60V2H59ZM62 3H60L59 5H61ZM80 3H79V4H80ZM103 3H104V2H103ZM112 3H113V5H114L115 2H112ZM112 3H111V4H112ZM127 3H128V2H127ZM131 3H130V5H131ZM1 4H2V3H1ZM1 4H0V5H1ZM7 4H8V3H7ZM55 4H56V3H55ZM55 4H54V3L52 4L51 8H53V12H52V13H49V15H50V14H51V15L54 14L55 16H56V15H59V13H60L59 10H62V9H61V6L58 5L59 7H58V11H57V10H56L57 7L55 6ZM69 4H70V3H69ZM76 4H77V3H76ZM88 4H89V5H88ZM93 4H94V7H93ZM106 4L108 5V0L105 1V4H103V6H106V7H107ZM2 5H3V4H2ZM2 5H1L0 7H3ZM11 5H12V4H11ZM14 5H15V4H14ZM14 5H13V8H14V11H15L16 9H15ZM46 5L49 6V7H47ZM53 5L56 7V9H55V7H54ZM118 5H119V6H118ZM5 6H6V8H7V6H8V5H6V2H5ZM18 6H19V5H18ZM18 6H17V7H18ZM20 6L23 7L22 4H21ZM20 6L18 7V9L20 8ZM27 6H29V4H28ZM67 6H68V4H67ZM72 6H74V5H72ZM98 6H99V4H98ZM103 6H102V8H103ZM125 6H126V4H125ZM127 6H128V5H127ZM131 6H133V5H131ZM8 7H9V6H8ZM11 7H12V6H11ZM11 7H9V8H11ZM43 7H46V9L43 8ZM62 7H63V6H62ZM99 7H101V6H99ZM9 8H8V9H4V10H8V11H9ZM25 8H26V7H23V11H25ZM27 8H28V7H27ZM40 8H41V9H40ZM59 8H60V9H59ZM65 8H66V7H65ZM68 8H69V7H68ZM85 8H86V10H87V9H88V10L85 11ZM104 8H105V7H104ZM104 8L102 9V11L104 10ZM109 8H110V6H109ZM109 8L107 7V9H109ZM111 8H112V6H111ZM11 9H12V8H11ZM44 9H45V10H44ZM54 9H55V10H54ZM63 9H64V8H63ZM107 9L104 10V12L107 11ZM113 9H114V8H113ZM121 9H122V10H121ZM123 9H124V10H123ZM12 10H13V9H12ZM130 10H131V9H129L128 12H130ZM150 10H152V9H150ZM153 10H155V8H154ZM8 11H7V12H8ZM16 11H17V10H16ZM19 11H20V9H19ZM36 11H34V12H36ZM40 11H39L38 13H40ZM55 11H56V12H55ZM64 11H65V10H64ZM102 11H101V12H102ZM131 11H132V10H131ZM7 12L5 11V14L8 15V19H9V20L12 19V17H14V16H15V17H19L18 14H19V15H23V14H24L23 16H26L25 12L22 13V10H21L17 15L14 14V16H12V17H11V16L9 17V14H8L9 12H8V13H7ZM30 12H31V11H30ZM34 12H33V13H34ZM37 12H36V14H37ZM50 12H51V11H50ZM58 12H59V13H58ZM83 12H84V13H83ZM101 12H100V13H101ZM108 12H109V11H108ZM117 12H118V13H117ZM128 12H127V13H128ZM143 12H145V11H143ZM0 13H1V12H0ZM12 13H13V12H12ZM26 13H27V11H26ZM56 13H57V14H56ZM62 13H63V12H62ZM62 13H61V14H62ZM86 13H85V14H86ZM89 13H91V14H89ZM97 13H98V12H97ZM97 13H96V14H97ZM102 13H103V12H102ZM109 13H110V12H109ZM109 13H106V14H109ZM114 13H115V14H114ZM140 13H141V12H140ZM146 13H147V12H146ZM148 13H149V12H148ZM148 13H147V14H148ZM2 14H4V13H2ZM2 14H0V15H2ZM27 14L29 15V13H27ZM85 14H84V16L87 15V14H86V15H85ZM103 14H104V13H103ZM144 14H145V13H144ZM150 14H151V13H150ZM152 14L154 15V13H152ZM152 14H151V15H152ZM10 15H11V14H10ZM12 15H13V14H12ZM51 15H50V18H52ZM62 15H64V14H62ZM62 15H61V16H62ZM72 15H73V16H72ZM93 15H94V14H93ZM104 15H105V14H104ZM110 15H111V14H110ZM128 15H129V14H128ZM151 15H149V16H150V17H153V15H152V16H151ZM3 16H4V15H3ZM3 16H2V17H3ZM23 16L20 17V18L23 19ZM41 16H44V15L41 14ZM41 16H40L41 19L44 18V17H41ZM66 16H65V17H66ZM94 16H99V17H100L101 15L98 13V15H94ZM106 16H107V15H106ZM33 17H34V16H33ZM47 17H46V19L44 20V22H43V19H42V21H41V19H39V23L42 22V24H44V25H42V24H40V25H38V24L35 25V26H38V27L40 28V29H39L38 27H36V28L39 29V30H37L36 28H35V30H37V32H38V31H39V32L41 31V33H38L39 35L37 36V38L40 37V41H39V39H37V40H38V44H39L38 46H39V48L41 49V51H40V49L37 51V54H38V52L40 51V52H42V53H40L41 55L39 54L40 56L38 55V56L36 57L37 59L34 58V56H33L34 59H32L31 61H27L25 64H24L25 61H23L22 64L25 65V67H24L23 65H21V61H22V60H21V61H20V65H21L20 68L22 69V67H23V68H24V71H23V69H22L23 73H25V74L27 73V75H28L29 77L32 76V77L34 78V79H33V78L31 77V82H32L33 84H35V88H36L35 90H38V89H39V86L41 85V86H40V89L43 90V91H41V90L39 89L38 92L40 91V93H43V94L40 95V94L37 92V93H35L34 95L38 94V96H43V95H44V91H45V94H47V93L50 94V95H48V96L45 95V96L47 97V99H50L52 102H53V100H55V99H56V100L59 99V102H60V104H61V102L64 100V98H65V96H66V93H65V92L67 91V90H66L67 87H68V89H69V88L72 86V87L70 88V89H72V91L70 92L71 95L74 94V89H76L75 91L80 92V91H78V88H79V86L81 85V83H82L83 80H82L81 78H79V77H82V76H83V70H84V67H83V69H82V67L79 66L82 70L78 67V71H79V69L82 71V73H81L82 76H81L80 74H78V75H80V76H78L76 71L73 72V71L75 70L76 66H74V68H72V69H74V70L72 71V69H70L71 67H68V66L65 65V60H66V62L68 63V61H69V62H73L75 59H77V58L75 57L74 53H73V55H74L75 58L73 57V55H72V56H71V54L69 55V56L73 57L74 60H73V58H72V61H70L71 59L68 60L67 58H66V59L64 58L67 54L71 53V51L73 50L72 47L70 46V43H71V42L68 44V42H67L68 38L66 39V37H67V36H66V31L68 32V31H69L70 29H72V28H71V26H70V28H69V26H68L69 30H65V32L60 31L61 29L64 30L65 27H64V28H60V30L58 29V27H59L60 25H57L58 27L55 26V28H53V25L50 24L51 21L48 20L49 17H48V18H47ZM53 17H54V16H53ZM56 17H57V16H56ZM56 17H55V18H56ZM101 17H102V16H101ZM128 17H129V18H128ZM141 17H142V16H139V17H138V20H140L139 18H141ZM28 18H29V17H28ZM67 18H68V16L66 17V20H65V19H62L61 17H59V19H62V20H61L62 23L65 22L66 24H67V23H70V24L73 23V24H74V21H71V20H70V21H67ZM154 18H155V21H156V19H158L156 16H154ZM6 19H7V18H6ZM6 19L4 18V19L2 20V24H3V21H4V20L6 21V23H8L9 20L7 21ZM15 19H16V18H15ZM21 19H20V20H21ZM36 19H37V18H36ZM56 19H58V18H56ZM59 19H58V20H59ZM76 19H77V18H76ZM85 19H86V17L84 18V20H85ZM89 19H88V20H89ZM97 19H99V18L97 17ZM122 19H123V18H122ZM148 19H149V18H148ZM188 19H189V18H188ZM188 19H187V21H188ZM12 20H13V19H12ZM16 20H19V19L17 18ZM16 20H13V21H15V24H16V23L19 24V23L21 22V21H18V22H17ZM47 20H48V21H47ZM58 20H57V21H58ZM63 20H65V21H63ZM73 20H74V19H73ZM80 20H81V19H80ZM91 20H89V24L91 23ZM94 20H96V19H94ZM100 20H101V19H100ZM124 20H125V19H124ZM150 20H151V19H150ZM152 20H153V18H152ZM152 20H151V21H152ZM10 21H11V20H10ZM13 21H11V22H13ZM23 21H24V20H23ZM49 21H50V23H49ZM52 21H53V19H52ZM57 21L55 20V23H56ZM66 21H67V22H66ZM76 21H77V20H76ZM82 21H83V20H82ZM92 21H93V20H92ZM96 21H97V20H96ZM103 21H104V20H103ZM125 21H126V20H125ZM125 21H124V22H125ZM147 21H148V20H147ZM151 21H150V23H152ZM155 21H153V23H154V24H157ZM182 21H183L184 23L181 22V21L179 22V23H180V28H179V29L182 30V31L185 30V29L187 30L186 27H189V26L186 25V24H187L188 22L185 23L184 18L182 19ZM189 21H190V20H189ZM46 22H47V26H48V27H49L48 24H50V25L52 26V27L50 26L51 29H48L47 26H46L47 28L44 29V27H42V29H41V25H42V26H45ZM98 22H99V21L96 22V23H97L96 26L98 25ZM129 22H128V23L126 22L127 25H123V28L125 27V29H126V26H127V28H129V27H130V26H129ZM138 22H139V21H138ZM9 23H10V22H9ZM52 23H53V22H52ZM65 23H64V24H65ZM82 23L86 25V23H84V22H82ZM92 23H93V22H92ZM148 23H149V22H148ZM4 24H5V23H4ZM4 24H3V25H4ZM60 24H61V22H60ZM64 24H62V25H64ZM66 24H65V25H66ZM83 24H82V27L80 28V30L84 27ZM99 24H100V22H99ZM110 24H111V25H110ZM121 24H122V23H121ZM121 24H120V26H121ZM154 24H153V26H154ZM9 25H10V24H9ZM11 25L13 26V23H12ZM21 25H22V24H21ZM23 25H24V22H23ZM87 25H88V24H87ZM91 25L93 26V24H91ZM105 25H106V24H105ZM137 25H138V24H137ZM139 25H140V24H139ZM139 25H138V26H139ZM157 25H158V24H157ZM157 25H155V28H156ZM7 26H8V25H7ZM12 26H11V27H12ZM25 26L27 27V22H25L24 27H25ZM66 26H67V25H66ZM78 26H79V25H78ZM80 26H81V25H80ZM92 26H90V27L92 28ZM100 26H101V25H100ZM138 26H136V28H135V26H132V27H134V29L132 28V30L139 29V28H137ZM205 27H206V26H205ZM1 28H3V27H1ZM1 28H0V29H1ZM6 28H7V27H5V28H3V29L6 30ZM78 28H79V27H78ZM91 28H90V29H91ZM99 28H100V27H99ZM130 28H131V27H130ZM141 28H142V27H141ZM145 28H146V27H145ZM149 28H150V27H149ZM168 28H169V27H168ZM206 28H208V27H206ZM206 28H203V30H204V29L206 30ZM3 29H1V30H3ZM27 29H28V28H27ZM43 29H44V32H43ZM47 29H48V30H47ZM57 29H58V30H57ZM74 29H76V28H74ZM83 29H84V28H83ZM85 29H86V30H85ZM85 29H84L85 32L82 30L83 33H82V31H80L81 34H84V35H82L83 37L81 36L82 39L84 40V39L87 37V36H85V35H87V34H89V33L91 34V37H90V34H89L88 37L85 39V40L87 41V43L85 42L86 44H85V43L83 42V40H82V45L84 44V45H83L84 47H83L82 45L79 44L81 47H83V51L81 50V52H83V53H81V52H80V53L83 55L82 58L86 57V59H88V61H89V59L92 60L89 64H91L92 62H94V63L96 62V61L94 60L95 57L102 56V59H101V60H102V62H104V63L106 64V65L103 66V67H105V71H106V72L104 71V72H105V74H104L105 76L103 75V76H104L103 78H101L102 76H101V77L98 76V77H100V78L98 79L99 82H98V83L95 82V83H97V85L100 83L99 85L102 86L103 84H101V83H102L103 80H104V81H105V84H107V85L105 86L107 90H106L105 88H103L104 86H102V87H101V86H97V85H96V86L93 85V86H95V87H97V88L99 87L98 89H101V91H102V88H103V92L100 91V93H101L102 95H103V93H105V94L107 93V94H108V93L110 92V93L112 94V93H115V92H119V91H121L120 93H117V94H119L118 96H120L119 98L115 96V98H118L117 100H119V101H118L117 103H116V101H114V102L112 101L111 103H113V106H112V104H111V105H109L110 107L112 106L111 108L107 107L108 109H105V111H107L109 114H110V113L115 114V113L117 112L118 114L116 113L117 115H113L114 117H115V116H119L120 114H123V113H121V112H123L124 109H126V110L128 109V107H129L128 102H131V100L133 99L132 96H134V94H135V97H134V98H136V95H137L138 97H139V96L141 97L142 94H143L144 91H145V90H144V87H146V85H143V89H142V86H141V88L139 87L140 89H139L138 91H136V89H134V88H132V87H129V86H130L129 81H124V80L126 79L127 76H126L125 79L123 80L127 85H125V84L123 83L124 86H122V84H121V86H122V87H121L122 89L120 88L121 90L119 89V87H117V83H118V81H116V76H117L116 74H118L119 72H121V71H120L121 69H122V70L126 69V68L130 65L129 63H131V65H130V68H131V67L133 66V63L135 62V61H134L135 58L133 59V56H130V55L135 54V53L133 52V51H134V48H133L134 46L132 47L133 43L130 42L132 45H130V44L128 45V44H125V43H129L128 41H127V42L124 41V43H123V41H122V43L125 44V45H123V44H121V43H120V44H116V41H115V43H114L115 36L112 34L113 36H111L110 38L113 37L111 40L113 41V43H114L115 45H113V43H109V42H108V45H109V44H110V45L108 46V45L106 44V45L104 46L103 44L106 43V42L103 41V44L100 43V41L102 40V39H101V36H98L97 39L95 40V38H96L97 35H96V36L94 35V37H93V36H92L93 34L91 33V30H90V29H87V28H85ZM93 29H96V27L92 28V30H93ZM97 29H98V28H97ZM125 29H124V30H125ZM147 29H148V26H147ZM147 29H146V31H144L145 33L147 32ZM151 29H152V28H151ZM153 29H154V28H153ZM171 29L173 30V28H171ZM171 29H170V31H171ZM1 30H0V31H1ZM7 30H8V28H7ZM11 30H12V29H9L10 32H11ZM35 30H34V31H35ZM46 30H47V31H46ZM88 30H90V31H88ZM121 30H122V33H124V32H123L124 30H123V29H121ZM126 30H128V29H126ZM129 30H131V29H129ZM142 30H143V28H142ZM148 30H149V29H148ZM157 30H159V28H158ZM166 30H167V29H166ZM45 31L48 32L49 34H48V33H45ZM50 31H51V34H52L51 36H50ZM71 31H73V30H71ZM76 31H77V30H76ZM78 31H79V30H78ZM86 31H88V32H86ZM135 31H136V30H135ZM140 31H141V30H140ZM201 31H202V30H201ZM42 32H43V33H42ZM92 32H94V30H93ZM137 32H139V31L137 30ZM149 32H150V31H149ZM149 32H148V33H149ZM168 32H169V30H167L166 33H168ZM199 32H200V30H199ZM203 32H204V31H203ZM263 32H264V31H263ZM5 33H6V32H5ZM5 33H4V34H5ZM76 33H77V32H76ZM76 33H75V34H76ZM96 33H97V32H96ZM98 33H99V31H98ZM103 33H102V34H103ZM134 33H135V32H133V34H134ZM141 33H143V32L141 31ZM166 33H165V34H166ZM7 34H8V33H7ZM42 34H43V35H42ZM68 34H69V33H68ZM72 34H73V33H72ZM100 34H101V33H100ZM133 34H132V35H133ZM137 34H138V33H137ZM137 34H136V36H138ZM139 34H140V32H139ZM146 34H147V33H146ZM146 34H145V35H146ZM149 34H150V33H149ZM152 34H153V33H152ZM40 35H42V36H40ZM47 35H49V36H47ZM69 35H70V34H69ZM69 35H68V36H69ZM77 35H78V33H77ZM110 35H111V33L109 34V36H110ZM142 35H143V34H142ZM142 35H141V36H142ZM170 35H171V34H170ZM208 35L210 36V34H208ZM208 35H207V36H208ZM4 36H5V35H4ZM6 36H8V35H6ZM84 36H85V38H84ZM149 36L152 37V38H155V35H152V36L149 35ZM167 36H168V35H167ZM209 36H208V37H209ZM2 37H3V36H2ZM35 37H36V36H35ZM35 37H34V38H35ZM69 37H70V36H69ZM75 37H76V36H75ZM89 37H90V38H89ZM156 37H157V41H159V40H158V36H156ZM159 37H161V36L159 35ZM5 38H7V37H3L4 40H5ZM26 38H28L27 35H26ZM41 38H42V39H41ZM70 38H71V37H70ZM72 38H73V37H72ZM72 38H71V39H72ZM76 38H77V37H76ZM88 38H89V39H88ZM136 38H137V37H136ZM142 38H143V37H142ZM144 38H145V37H144ZM152 38H151V39H152ZM29 39H30V38H29ZM31 39H32V38H31ZM74 39H75V38H74ZM99 39H100V41H99ZM119 39H120V38H119ZM119 39H118V40H119ZM0 40L2 41L1 36H0ZM4 40H3V42H4ZM33 40H34L35 43H36V40H35V39H33ZM116 40H117V38H116ZM118 40H117V41H118ZM122 40H123V39H122ZM126 40H127V39H126ZM128 40H131V38H130V39L128 38ZM132 40L135 41L134 38H133ZM132 40H131V41H132ZM138 40H139V38H138ZM160 40H161V38H160ZM162 40H165V39L162 37ZM179 40H182V39H179ZM179 40H178V41H179ZM28 41H29V40H28ZM69 41H70V39H69ZM74 41H75V40H74ZM112 41H110V42H112ZM147 41H148V40H147ZM182 41H183V40H182ZM182 41H181V44L179 43L180 45H182ZM186 41H187V40H186ZM119 42H120V41H118V43H119ZM140 42H141V40H140ZM140 42L137 41V43H140ZM155 42H156V41H155ZM160 42H162V41H160ZM160 42L158 43L159 47H160V45H161ZM0 43L3 44L2 42H0ZM4 43H5V42H4ZM98 43H99L100 46L98 45ZM141 43H142V42H141ZM148 43H149V42H148ZM148 43H147V44H148ZM150 43H151V42H150ZM156 43H157V42H156ZM32 44H33V43H32ZM32 44H31V45H32ZM111 44H112V47L118 45V46H116V48H119L120 53L124 50L123 52H124V53L126 52V53H127V54H126L127 56H126L125 54L123 55V54H122L123 52H122L121 54L119 53V56H120V55H123V56H125V59H126V57H127V59H126V60H123V59H120L121 56H120V57L118 56V58H116L115 60L112 59L113 62L110 61L109 58H110L111 56L109 57L108 54L105 55V52H106L105 50L108 49V47H109V49L112 48V47H111ZM135 44H136V43H135ZM147 44H146V45H147ZM36 45H37V44H36ZM76 45H77V43H76ZM79 45H77V46L79 47L78 49H81V47H80ZM97 45H98V46H97ZM102 45H103V46H102ZM126 45H128L129 47L126 46ZM136 45H137V44H136ZM149 45H150V44H149ZM156 45H157V44H156ZM167 45H168V43H167ZM1 46H3V45H1ZM138 46H140V44H138ZM138 46H137V47H138ZM141 46H142V45H141ZM141 46H140V47H141ZM161 46H163V44H162ZM34 47H36V46H34ZM51 47H54V48L57 47V48H55V49H56V51L58 50L57 53H56V51L53 52V53L55 54V55L53 54V56H51L52 50H51V53L49 52ZM122 47H123V48H122ZM137 47H135V49H136ZM147 47H148V46H147ZM147 47H146V48H147ZM159 47H158V48H159ZM167 47H169V46H167ZM167 47H165V48H167ZM37 48H38V47H37ZM48 48H49V51H48ZM116 48H115V49H116ZM120 48L123 49V50H121ZM163 48H164V47H163ZM163 48H161V49H163ZM1 49H2V47H1ZM3 49H4V47H3ZM26 49H27V48H26ZM52 49H53V48H52ZM75 49H76V48H75ZM140 49H141V48H140ZM150 49H151V48H150ZM168 49H169V48H168ZM168 49H167V51H168ZM34 50H35V49H34ZM110 50H111V49H110ZM110 50H109V52H110ZM112 50H113V49H112ZM112 50H111V51H112ZM116 50L118 51V49H116ZM116 50H115V52H116ZM146 50H147V49H146ZM164 50H165V49H164ZM0 51H1V50H0ZM75 51H76V50H75ZM79 51H80V50H78V53H79ZM136 51H137V50H136ZM1 52H2V51H1ZM35 52H36V51H35ZM35 52H34V53H35ZM48 52H49V53H48ZM138 52H139V51H138ZM170 52H171V51H170ZM170 52H168V53H170ZM254 52H255V53H254ZM3 53H4V52H3ZM25 53H26V52H25ZM34 53H33V55H34ZM80 53H79V54H80ZM112 53H113V52H112ZM117 53H118V52H117ZM117 53L115 54V56L118 55ZM151 53H152V52H151ZM160 53H162V50H161ZM166 53H167V52H165V55H166V56L168 55V57H169V54H168V53L166 54ZM251 53H252V54L254 53V54H253V56H250V55H249V57H248V58H249V61H248L249 63H248V66H247V67H248V71H247V73H250V78H251V83H250V84H251V87H250V91H251V92H250V93H252V94H250V95H252V98H253V103L251 104V105H252V109H253V113H252V114L249 113L250 115H248L249 117H251V118H250V125H249V124H248L247 126L245 125V127H248V129H247V128H246V129L249 131L248 136H247V138H248V140H249V141H248L249 144L245 142V143H246V146H248V148L245 147V146L243 145V144H245V143H243L244 140H245L244 137H243V135L239 134V137H237L238 140H237V139H236L237 141L235 140V141H236V144L239 146V149L237 148V149H238L237 152L239 151V153H240L239 156H241V158H242V155H241V154H242L243 152H245L246 155H247L245 158H248V159H246V160H247L246 163L248 164V163H249L248 161H250V163H249L250 165H248L250 169L247 171L248 174H249V171H250V170H251V171H250V176H249V175H247V176L245 175L246 178H248V179H247V182H246V179H245V181H244L245 183L242 182L244 179L242 180V179L239 178L240 175L242 176V174H239V172H240V171L242 172V168H243V167H241V166H243V164H242V161H241V160L244 159V157H243V159L240 158V160H238V162H237V164H238V165H237V168H238V166H239V168L237 169L239 172L237 171V172H238L237 174H239V176L236 174V176H238V177H236L232 172H231V174L233 175V176H232V177H233L232 179H233V181H235V183H236V181H237L238 183L242 182L241 185H240V189H239V190H241L242 192L245 191L244 193L247 192L248 194H246V195H249V196H246V197H245L246 199H247V197H248L247 200H248L249 202H245L244 199H243V204L246 203V205L248 206L249 203H250V204L254 207V209L252 208L254 212L251 210V211H252V214H255V213H256V216H257V217L259 216V219H260L261 222H262V221H264V46H263V47H258V46H257L254 50H252ZM256 53H257V57H256ZM261 53H262V54H261ZM7 54H8V53H7ZM79 54H76V56H78ZM81 54H80V56H78V57H80V59L78 58L80 63H79V64H76L77 66L81 64V61H82V59H81ZM138 54H139V53H138ZM140 54H142V51H141ZM252 54H251V55H252ZM1 55H2V54H0V56H1ZM4 55H5V54H3V57H4ZM23 55H24V54H23ZM30 55H31V54H30ZM110 55H111V54H110ZM143 55H145V53H144ZM150 55H154V54L152 53V54H150ZM156 55H157V54H156ZM171 55H172V54L170 53V56H171ZM174 55H175V53H174ZM254 55H255V57H254ZM262 55H263V56H262ZM5 56H6V55H5ZM67 56H68V55H67ZM69 56H68V58H69ZM115 56H114V57H115ZM159 56H160V55H159ZM161 56H162V55H161ZM161 56H160V57H161ZM3 57H2V59H4ZM6 57H7V56H6ZM6 57H5V58H6ZM24 57H25V56H24ZM24 57H23V59H25ZM71 57H70V58H71ZM107 57H108V58H107ZM141 57H142V56H141ZM152 57H153V56H152ZM162 57H163V56H162ZM250 57H251V59H250ZM0 58H1V57H0ZM29 58H30V57H29ZM93 58H94V59H93ZM99 58H100V57H99ZM136 58H137V57H136ZM147 58H151V57H147ZM147 58H145V59H147ZM153 58H154V57H153ZM165 58H167V57H165ZM169 58H170V57H169ZM6 59H7V58H6ZM21 59H22V57H21ZM30 59H31V58H30ZM78 59H77L75 62H77ZM155 59H156V58H155ZM171 59L173 60L174 57H171L169 61H170V63L175 62V65H176V60L174 59L175 61H174V60L172 61ZM67 60H68V61H67ZM93 60H94V61H93ZM101 60H100V63H101ZM135 60H136V59H135ZM149 60H150V59H147V62H149ZM161 60H162V59H161ZM163 60H164V59H163ZM88 61H87V62H88ZM97 61H98V59H97ZM109 61H110V62H109ZM154 61H155V60H154ZM166 61H167V59H166ZM166 61H165V62H166ZM171 61H172V62H171ZM87 62H86V63H87ZM150 62H151V61H150ZM152 62H153V61H152ZM1 63H2V62L0 61V65H1ZM83 63H84V60H83L82 64H83ZM86 63H84L83 66H85ZM107 63H108V64H107ZM127 63H128V65H127ZM68 64H69V63H68ZM73 64L75 65L74 62H73ZM89 64L87 63V65H89ZM98 64H99V63H98ZM101 64H102V63H101ZM112 64H113V65H112ZM134 64H136V62H135ZM156 64H157V63H156ZM165 64H167V63H165ZM20 65H19V66H20ZM87 65H86V66H87ZM126 65H127V67H126ZM137 65H138V64H137ZM139 65H140V64H139ZM143 65L145 66L144 63H142V66H143ZM159 65L161 66V64H159ZM171 65H172V64H171ZM19 66H18V67H19ZM70 66H72L71 63H70ZM110 66H111V67H110ZM113 66H114V67H113ZM142 66H140L139 69H142V68H141ZM144 66H143V68H144ZM153 66H154V65H153ZM157 66H158V65H157ZM176 66H177V65H176ZM67 67H68V68H67ZM103 67H101V69H98V70H102V71H103V69H102ZM112 67H113V68H112ZM117 67H118L119 70L116 69ZM125 67H126V68H125ZM145 67H146V66H145ZM162 67H163V66H162ZM162 67H161V69H162ZM170 67H171V66H170ZM180 67H181V66H179V67H177V68H180ZM85 68H86V67H85ZM88 68H89V67H88ZM98 68H99V67H98ZM107 68H108V69H107ZM123 68H124V69H123ZM132 68H133V67H132ZM134 68H135V67H134ZM134 68L132 69L133 71H135V69H136V71L138 70V69H137V66H136L135 69H134ZM159 68H160V67H159ZM164 68H165V67H164ZM164 68H163V69H164ZM175 68H176V67H175ZM177 68H176V70L179 71L180 69L178 70ZM127 69H128V68H127ZM76 70H77V68H76ZM116 70H117V71H116ZM146 70H149V66H148V68L145 69V71H144V69H143L144 73H143V75H142V79H143V80H146V82H147V81L149 80L148 77L150 76V79H151L152 75L149 74V73H151L150 71H146ZM150 70H151V68H150ZM153 70H154V69H153ZM22 71H20V72H22ZM81 71H80V72H81ZM115 71H116V73H115ZM133 71H132V72H133ZM157 71H160V69L157 70ZM164 71H165V69L163 70V72H164ZM239 71H240V70H239ZM62 72H64V74H63ZM65 72L67 73V74H66V75H67L66 79L69 77V78L71 79V81L74 82V84H76L75 86L79 85L78 88H76V87L74 88V86H73L74 84H73V83H72V85L70 84V85H71L70 87L67 86V83L69 84V80H67V81L64 80L65 77H64L63 75H65ZM141 72H142V71H141ZM148 72H149V73H148ZM161 72H162V71H161ZM161 72H160V75H161ZM163 72H162V73H163ZM171 72H172V71H171ZM17 73H18V72H17ZM59 73H60V74H59ZM61 73H62V74H61ZM78 73H79V72H78ZM85 73L87 74V69H86V71L84 72V74H85ZM101 73H102V72H101ZM129 73H130V71H129ZM139 73H140V72H139ZM167 73H169V70H167ZM239 73H240V72H239ZM69 74H70L71 76H68ZM119 74H120V73H119ZM121 74H122V73H121ZM121 74H120V75H121ZM124 74H125V73H124ZM140 74H141V73H140ZM148 74H149V76H148ZM152 74H153V73H152ZM163 74H164V73H163ZM165 74H166V73H165ZM165 74H164V75H165ZM18 75H19V74H18ZM21 75H22V74H21ZM35 75H39V76H40V78H41L42 81H43V84H42L41 82H39V80H37V78L35 79V77H34ZM59 75H62V78H63V79H62V78H59V79H60V80H64L63 82L60 81V80L57 78V77H61V76H59ZM128 75H130V74H128ZM131 75H132V74H131ZM168 75H170V74H168ZM118 76H119V75H118ZM154 76H155V77H154ZM156 76H159V73H158L157 75H153L154 79L156 78ZM162 76H163V75H162ZM162 76H161V78H162ZM171 76H173V75L171 74ZM20 77L23 79L22 76H20ZM50 77H51V80H52V78L55 79V80H54V81H51V80H50ZM84 77H85V75H84ZM120 77H121V76H120ZM132 77H133V76H132ZM132 77H128V78L131 79ZM140 77H141V75H140ZM140 77L138 76V79H139ZM169 77H170V76H169ZM173 77H174V76H173ZM177 77H178V76H177ZM21 78H19L18 80H22ZM26 78H28V77H26ZM56 78H57L58 80H57ZM69 78H68V79H69ZM85 78H86V77H85ZM133 78H134V77H133ZM157 78H158V77H157ZM171 78H172V77H171ZM178 78H180V77H178ZM181 78H182V77H181ZM88 79H89V78H88ZM100 79H102V80H100ZM142 79H140V81H143ZM164 79H165V77H164ZM164 79H162V81H163ZM167 79H168V78H167ZM26 80L29 81V79H26ZM35 80H36V81H35ZM85 80H86V79H85ZM94 80H95V79H94ZM98 80H97V81H98ZM126 80H127V79H126ZM155 80H156V79H155ZM187 80H188V79H187ZM37 81H38L39 83H41V84H39V86L37 85V84H38ZM100 81H101V82H100ZM123 81H122V82H123ZM152 81H153V80H152ZM158 81H160V77H159V80H158ZM162 81H160V82H162ZM164 81H165V80H164ZM238 81H239V80H238ZM18 82H19V81H18ZM31 82L29 81L28 85L31 84ZM36 82H37V84H36ZM58 82H62V84L65 82V85H66L67 87H66V88H64L65 86H63V88L61 87V88H62V91H60L61 89H60L59 85H60L61 83H58ZM88 82H89V83L86 84V87H87V88H89V87L91 86V85L88 86V85L90 84V80H88ZM91 82H93V81L91 80ZM127 82H128V83H127ZM169 82H170V80H169ZM171 82H174V80H173V81L171 80ZM176 82H177V81H176ZM240 82H241V81H240ZM240 82H238L240 85H241L242 82H244V84H245V81H242L241 83H240ZM20 83H21V82H20ZM20 83H19V85H20ZM22 83H27V82H24V79H23V82H22ZM22 83H21V84H22ZM103 83H104V82H103ZM120 83H121V82H120ZM140 83L142 84V82H140ZM157 83H158V85L160 84L159 82H157ZM164 83L166 84V82H164ZM167 83H168V82H167ZM182 83H183V82H182ZM186 83L188 84V81H186ZM83 84H84V82H83ZM91 84H92V83H91ZM105 84H104V85H105ZM143 84H146V83H144V81H143ZM147 84H148V83H147ZM149 84H151V80L149 81ZM161 84H162V86H164L163 83H161ZM161 84H160V85H161ZM171 84H172V83H171ZM177 84H178V82H177ZM242 84H243V83H242ZM31 85H32V84H31ZM36 85H37V87H36ZM174 85H175V83H174ZM179 85H181V84H179ZM240 85H239V86H240ZM22 86H23V84L20 85V87H22ZM42 86L45 87V88H43ZM57 86L59 87L60 90L58 89ZM61 86H62V85H61ZM93 86H92V87H93ZM126 86H127V87H126ZM166 86H167V84H166ZM166 86H164V87H166ZM172 86H173V85H172ZM241 86H242V85H241ZM243 86H244V85H243ZM243 86H242V87H243ZM30 87H31V86H29V88H30ZM95 87H94V89H93V88H90V91H91V90H92V91L94 90V92H95V91L97 92V93H94V94H98V93H99V92H98L99 90H98L97 88H95ZM149 87H150V86H149ZM149 87H148V88H149ZM151 87H152V86H151ZM151 87H150V88H151ZM169 87H170V86H169ZM179 87H181V86H179ZM87 88H85L86 91H88ZM130 88H132V89H134V90L132 91V89H131V92H129V91H130ZM146 88H147V87H146ZM174 88H176V87H174ZM243 88H244V87H243ZM24 89H25V86H24ZM32 89H33V88H32ZM56 89H58L57 92H56ZM70 89H69V91H70ZM81 89H82V88H81ZM160 89H161V86H160ZM160 89H159V90H160ZM163 89H164V88H163ZM163 89H162V90H163ZM22 90H23V89H21V91H22ZM27 90H28V89H27ZM63 90H65V91H63ZM85 90H84V91H85ZM97 90H98V91H97ZM104 90H105V91H104ZM140 90H141V91H140ZM143 90H144V91H143ZM147 90H149V89H147ZM171 90H172V89H171ZM186 90H187V89H186ZM18 91H19V90H18ZM24 91H25V90H24ZM59 91H60V93H58ZM164 91L168 92V89L166 90V88H165ZM25 92L27 93L26 96L28 97V95H29V94H28V91H25ZM33 92H34V91H33ZM62 92H63V94H62ZM72 92H73V93H72ZM77 92H75V94H76ZM82 93H84V92H82ZM87 93H88V92H87ZM92 93H93V92H92ZM92 93H91V94H92ZM110 93H109V94H110ZM30 94H31V93H30ZM53 94H55V95L57 94L55 97H57L59 94H60V95L58 96V98H55V99L52 100V99H51V96H52V98H53ZM64 94H65V95H64ZM75 94H74V96L72 95L71 97L67 95L68 97H66V100H68V102H66V101H63V102H64V103H67V106H69V105L72 106V105H73V103H72L73 100H72V102H71V104H72V105H71V104H68L70 99H67V98H71V99L73 98V99H74V104H77V107H78L79 104L81 105V102L79 101V100H80V99H79V100H76V101H79L80 103H78V102L75 103V102H76L75 99H78V96L75 95ZM77 94H79V93H77ZM85 94H86V93H85ZM85 94H84V96H85ZM94 94H93V96H94ZM101 94H100V95H101ZM109 94H108V95H109ZM20 95H23V92H22V94H21V92H19V96H20ZM31 95H32V94H31ZM98 95H99V94H98ZM100 95H99V96H100ZM102 95H101L100 97H102ZM158 95H159V94H158ZM158 95H157V96H158ZM160 95H162V93H161ZM36 96H37V95H36ZM49 96H50V97H49ZM79 96H81V95H79ZM84 96H83V98H84ZM88 96H89V95H87V97H88ZM96 96H97V95H96ZM103 96H104V95H103ZM128 96H129V98H128ZM143 96H144V95H143ZM22 97H23V96H22ZM22 97H18V102H19L18 105L21 104L20 101L22 100V99H21ZM27 97L24 96V98H25L26 100H27ZM34 97H35V96H34ZM43 97H44V96H43ZM85 97H86V96H85ZM90 97H91V95H90ZM94 97H95V96H94ZM131 97H132V98H131ZM41 98H42V97H41ZM80 98H81V97H80ZM83 98H82V99H83ZM97 98H98V97H97ZM158 98H159V97H158ZM19 99H21V100L19 101ZM42 99H43V98H42ZM101 99H102V98H100V100H101ZM30 100H31V99H30ZM50 100H49V101H50ZM98 100H99V98H98ZM100 100H99V101H100ZM128 100H130V101H128ZM27 101H28V100H27ZM44 101H45V99H44ZM49 101H48V102H49ZM99 101H98V102H99ZM101 101H102V100H101ZM136 101H137V100H136ZM185 101H188V100L186 99ZM52 102H51V103L49 102V104H51V105L54 104V106H55V105H56V106H55V107H52L51 105H50V106H51L52 108L56 109L57 106H58V103H59L58 100H57V102L54 101L53 104H52ZM95 102H96V101H95ZM108 102H109V101H108ZM139 102H140V101H139ZM183 102H184V101H183ZM241 102H242V101H241ZM56 103H57V104H56ZM114 103H115V104H114ZM140 103H141V102H140ZM148 103H149V102H148ZM151 103H152V102H151ZM154 103H155V102H154ZM184 103H186V102H184ZM0 104H1V103H0ZM60 104H59V105H60ZM135 104H136V103H135ZM137 104H138V103H137ZM149 104H150V103H149ZM1 105H2V104H1ZM3 105H4V104H3ZM3 105H2V107L0 106L2 109L4 108ZM22 105H23V101H22ZM62 105H63V104H61L60 106H62ZM80 105H79V106H80ZM133 105H134V104H133ZM155 105H156V104H155ZM180 105H181V104H180ZM67 106H66V107H67ZM95 106H96V105H95ZM99 106H100V105H99ZM106 106H107V105H106ZM126 106H128V107H126ZM139 106H140V105H137V106H136V109H138ZM182 106H183V104H182ZM184 106H185V105H184ZM243 106H244V104H243ZM73 107H74V105H73ZM97 107H98V106H97ZM133 107H134V106H133ZM137 107H138V108H137ZM244 107H245V106H244ZM63 108H65V106H64ZM68 108H70V107H68ZM88 108H89V107H88ZM91 108H92V107H91ZM150 108H152V110L155 109V108H153V107H150ZM180 108H181V106H180ZM57 109H59V108H57ZM71 109H72V108H71ZM74 109H76V110H75V112H76V111H77V108L74 107ZM103 109H104V108H103ZM122 109H123V110H122ZM134 109H135V108H134ZM3 110H4V109H3ZM60 110H61V109H59V111H60ZM68 110H69V109H68ZM87 110H88V109H87ZM126 110H125V111H126ZM145 110L148 111L147 109H145ZM145 110H144V111H145ZM149 110H151V109H149ZM152 110H151V112H152ZM240 110H241V109H240ZM57 111H58V110H57ZM61 111L63 112V109H62ZM61 111H60V112H61ZM65 111H66V110H65ZM81 111H82V110H81ZM88 111H89V110H88ZM102 111H103V110H102ZM118 111H119V112H118ZM125 111H124V112H125ZM134 111H135V110H134ZM134 111H133V112H134ZM142 111H143V109H142ZM73 112H74V110H73ZM73 112H72V113H73ZM89 112H90V111H89ZM89 112H88V113H89ZM99 112H100V111H99ZM107 112H105V113L107 114L106 121L108 120V124H107V125H108V127H110V128L112 129V127L115 126L117 122L114 124V122H115V121H114V122L112 123V124H114V125L111 124L112 127L109 126V125H110L109 122L111 123V120H112V119L110 118V120H109L108 116H110L111 114L109 115ZM133 112H132V113H133ZM65 113H66V112H65ZM79 113H81V112H79ZM91 113H92V112H91ZM91 113H90V114H91ZM141 113H142V112H141ZM145 113H147V112H145ZM152 113H153V112H152ZM168 113H169V112H168ZM61 114H64V113H61ZM67 114H68V112H67ZM76 114H77V112H76ZM76 114H75V115H76ZM106 114H105V116H106ZM147 114L149 115V111H148ZM147 114H146V115H147ZM150 114H151V113H150ZM153 114L155 115V113H153ZM258 114H260V116H259ZM4 115H5V113H4ZM65 115H66V114H65ZM75 115H74V116L71 115V116H73V118H74ZM99 115H101V112H100ZM138 115H139V114H138ZM146 115H145V116H144V114H143V116L140 115V116H142L140 119H143V121H144V118L146 117ZM151 115H152V114H151ZM175 115H176V113H175ZM1 116H3V115H1ZM66 116H67V115H66ZM78 116H81V115L78 114ZM87 116H88V115H87ZM89 116H91V115H89ZM89 116H88V117H89ZM102 116L104 117L103 113H102ZM102 116H99L98 118L100 119ZM120 116H122V115H120ZM120 116H119V118H121ZM171 116H172V115H171ZM171 116H170V117H171ZM258 116H259V117H258ZM67 117H68V116H67ZM67 117H66V120H68ZM76 117H77V116H76ZM76 117H75V118H76ZM135 117H136V116H135ZM143 117H144V118H143ZM172 117H173V116H172ZM172 117H171V119H172ZM236 117H237V116H236ZM246 117H247V116H246ZM249 117H248V118H249ZM46 118H49V117H46ZM117 118H118V117H117ZM138 118H139V117H138ZM149 118L152 119L151 116H150V117H146V119H149ZM248 118H246V119H248ZM70 119H71V118H70ZM81 119H83V117H82ZM86 119H87V118H86ZM91 119H92V118H91ZM99 119H98V121H99ZM104 119H105V118H104ZM104 119H103V120H104ZM135 119H137V118H135ZM151 119H149V120H151ZM238 119H239V120H237V121L239 122V121L241 120L240 116H239ZM246 119H245V120H246ZM44 120H45V119H44ZM50 120H51V119H50ZM50 120H49V121H50ZM71 120H72V119H71ZM75 120H78L77 122H80V121H79V120H80L79 117H78L77 119H75ZM117 120H119V119H117ZM166 120H167V119H166ZM168 120H169V118H168ZM242 120H244V119H242ZM248 120H249V119H248ZM1 121H3V120H1ZM1 121H0V123H1ZM32 121H33V120H32ZM46 121H47V119H46ZM46 121H44V124L46 123ZM82 121H83V120H82ZM100 121H102V120L100 119ZM136 121H137V120H136ZM138 121H139V120H138ZM143 121H141V122H143ZM154 121H155V120H154ZM154 121H152V122H154ZM90 122H91V124H92V121H90ZM139 122H140V121H139ZM139 122H137V123H139ZM141 122H140V123H141ZM145 122H146V121H145ZM238 122H237V124H238ZM49 123H50V122H49ZM74 123H75V122H74ZM85 123H87V122H85ZM101 123H103V122H101ZM126 123H127V122H126ZM149 123H150V122H149ZM149 123H148V124H149ZM240 123H241V122H239V125L241 126L243 123H242V124H240ZM245 123H246V122H245ZM245 123H244V124H245ZM1 124H2V123H1ZM1 124H0V126H1ZM34 124H35V126L37 125L36 123H34ZM34 124L30 123L29 126L27 125L28 127H26V129H27V132H28V133H26V135L28 136V134H31L30 131H32V129H33V133H32L31 135H34V136H35V134H34V129L37 128V129H36V136H37V135H38V136H37V137L35 136V137H36L35 140H37V141H35V140H34V141L31 140V141H32V143H33V142L36 143L35 146H34V148H35V147H39V148L37 149L38 153H39V151H40V152L42 151V152H41L42 154L39 153V156H40V155L42 156L43 153H45V154H47V155L51 153V154L48 155V156H55V155H54L55 153L49 152V150H48V151L45 150L47 147H45V148L43 147V146H44L43 144H45V138H46V137H44V135H45L46 132H44V134H42V135H43V138H44V141H43L42 135H39V134H41V133H39V132L37 133V131H38V127H39V130H41L42 128L40 129V126H39V125H38V127H35V126H33ZM65 124H67V122L64 123L63 125H65ZM75 124H77L78 126H80L79 123H75ZM81 124H82V122H81ZM93 124H94V123H93ZM104 124H105V123H104ZM141 124H142V123H141ZM143 124H144V122H143ZM176 124H177V123H176ZM31 125H32V126H31ZM49 125H50V124H49ZM82 125H83V124H82ZM87 125H90V124H86V126H87ZM99 125H100V122L98 123V126H97V128H96L97 130H96L95 132H97V131L99 130V129H98V128H100ZM101 125H102V124H101ZM144 125H145V124H144ZM146 125H147V124H146ZM171 125H172V124H171ZM173 125H174V124H173ZM179 125H180V123H179ZM182 125H183V124H182ZM30 126H31L32 128H29ZM50 126H51V125H50ZM61 126H62V124H61ZM71 126H72V125H71ZM86 126H85V127H86ZM105 126H106V124H105ZM174 126H175V128H177L176 125H174ZM3 127H4V125H3ZM34 127H35V128H34ZM41 127H46V126H42V125H41ZM51 127H52V126H51ZM69 127H70V126H69ZM90 127H91V126H90ZM90 127H88V128H90ZM94 127H95V126H94ZM94 127H93V128L91 127V128L89 129L90 131H88V132H93L94 129H95ZM103 127H104V126H103ZM116 127H117V126H116ZM146 127H147V126H146ZM169 127H170V126H169ZM47 128H50V127H47ZM75 128H76V127H75ZM119 128H120V127H119ZM122 128H123V127H122ZM125 128H126V125H125V127H124L123 129H125ZM148 128L150 129L149 125H148ZM170 128H172V127H170ZM173 128H174V127H173ZM180 128H181V127H180ZM182 128H184V127H182ZM241 128H242V127H241ZM1 129H2V128H1ZM1 129H0V131H2ZM5 129H6V128H5ZM29 129H30V130H29ZM53 129H54V128H53ZM77 129H78V127H77ZM79 129H80V127H79ZM91 129H92V131H91ZM100 129H101V131L99 130V131H100V132L98 131L99 133H97V134L92 133V134H94V136L99 135V137H100V135H103V133H107V132H106L107 128H106V129L104 128V131H105V132H104V131L102 132V126H101ZM111 129H110V130H111ZM120 129H121V128H120ZM42 130L44 131L45 129H42ZM42 130H41V131H42ZM48 130H49V129H48ZM85 130H86V129H85ZM118 130H119V129H118ZM171 130H173V129H171ZM174 130H175V129H174ZM187 130H188V129H187ZM237 130H238V129H237ZM4 131H6V130H4ZM50 131H52V129H50ZM50 131H49V132H50ZM54 131H55V130H54ZM76 131H77V130H76ZM107 131H108V130H107ZM121 131H122V130H121ZM176 131H179V130H176ZM176 131H174V133H175ZM239 131H240V128H239ZM245 131H246V130H245ZM85 132H86V131H85ZM85 132H84V130H83L82 134L85 133ZM112 132H113V130H112ZM112 132L110 131V133H112ZM127 132H128V131H126V133H127ZM171 132H173V131H171ZM171 132H170V133H171ZM181 132H182V130H181ZM237 132H238V131H237ZM2 133H5V132H2ZM42 133H43V132H42ZM55 133L57 134V132H55ZM71 133H72V131H71ZM79 133H80V132H79ZM101 133H102V134H101ZM138 133H139V132H138ZM156 133H157V132H156ZM156 133H155V135H158V134H156ZM176 133H177V132H176ZM241 133H242V131H241ZM5 134H6V133H5ZM23 134H24V133H23ZM59 134H60V133H59ZM59 134L57 135L58 137H59ZM77 134H78V132H77L76 135H75V137L77 136L76 140H78V137H79ZM86 134H87V132H86ZM88 134H91V133H88ZM92 134H91V135H92ZM120 134H121V132H120ZM179 134H180V133H179ZM188 134H189V133H188ZM17 135H18V134H17ZM48 135H49V134H48ZM50 135H51V134H50ZM50 135H49V138H50ZM53 135H54V134H53ZM68 135H69V134H68ZM91 135H90V136H91ZM115 135H116V134H115ZM123 135H124V134H123ZM126 135H127V134H126ZM126 135H125V136H126ZM128 135L130 136V134H128ZM135 135H137V134H135ZM139 135H140V136L142 135L141 132H140ZM155 135H154V136H155ZM159 135H160V134H159ZM171 135L173 136V134H171ZM180 135H181V134H180ZM246 135H247V133H246ZM9 136H10V135H9ZM11 136H12V135H11ZM14 136H15V135H14ZM18 136H19V135H18ZM18 136H16V137H18ZM27 136H26V137H25V136H22V137H25V139L23 138V141L25 140V142H26V138H28V137L31 138V136H28V137H27ZM34 136H32V138H33ZM39 136H40L42 139H41ZM51 136H52V135H51ZM86 136H87V135H86ZM86 136H85V137H86ZM106 136H107V135H106ZM106 136L103 135V136H101V137L98 139V143H100V144L103 146V148L108 147V146H106V144H107V138H106ZM108 136H109V135H108ZM131 136H132V134H131ZM137 136H138V135H137ZM137 136H135V138H136ZM35 137H34V138H35ZM55 137H56V136H55ZM126 137H127V136H126ZM133 137H134V134H133ZM133 137H132V139H133V141H134L135 138H133ZM142 137H143V136H142ZM168 137H170V136H168ZM10 138H11V137H10ZM14 138H15V137H14ZM51 138H52V137H51ZM91 138H92V137H91ZM109 138H110V137H109ZM120 138H121V137H120ZM137 138H138V139H141L139 136H138ZM137 138H136V139H137ZM157 138H158V136H156V137L154 138L155 141H157V140H156ZM160 138L162 139V136H161ZM179 138H180V137H179ZM89 139H90V138H89ZM94 139H95V138H94ZM117 139H118V138H117ZM117 139H116V141H117ZM128 139H129V137L127 138V140H128ZM132 139H131V137H130L129 140L132 142ZM136 139H135V140H136ZM138 139H137V140H138ZM174 139H175V136H174ZM177 139H178V138H177ZM183 139H185V138H183ZM187 139H188V137H187ZM8 140H9V139H8ZM15 140H16V138H15ZM27 140H28V139H27ZM50 140H51V139H50ZM53 140H54V139H53ZM58 140H59V138H58ZM95 140H97V138H96ZM95 140H94V141H95ZM129 140L126 141L125 144H127V142H129ZM141 140H142V139H141ZM141 140H140V141H141ZM143 140H144V139H143ZM166 140H167V139H166ZM181 140H182V139H181ZM185 140H186V139H185ZM28 141H29V140H28ZM54 141H56V140H54ZM61 141H63V137L61 138ZM70 141H71V140H70ZM92 141H93V140H92ZM163 141H164V140H163ZM186 141H187V140H186ZM230 141H231V140H230ZM235 141H234V142H235ZM25 142H24V144H26ZM56 142H57V141H56ZM59 142H60V140H59ZM87 142H88V141H87ZM89 142H90V141H89ZM89 142H88V143H89ZM121 142H122V141H121ZM131 142H129V143H131ZM137 142H139V141H137ZM137 142H136V143H137ZM141 142H142V141H141ZM157 142H158V141H157ZM157 142H156V143H157ZM161 142H162V140H161ZM174 142H175V141H174ZM174 142H171V143L177 145L176 142H175V143H174ZM64 143H65V142H64ZM64 143H62V144H64ZM69 143H70V142H69ZM71 143L73 144L74 142L71 141ZM78 143H79V141L77 142V144H78ZM91 143H92V142H91ZM95 143H96V141L93 142L94 145H95ZM98 143H97V144H98ZM109 143H110V142H109ZM115 143H118V141L115 142ZM115 143H114V144H115ZM132 143H133V142H132ZM143 143L146 144V147H147V145L149 144V142H148V144L145 143V142H143ZM143 143H142V144H143ZM150 143H151V144H149V145H152V142H151V141H150ZM166 143H167V142H166ZM179 143H180V142H179ZM49 144H50V143H49ZM58 144H59V145H62V144H60V143H58ZM75 144H76V143H75ZM93 144H92V145H93ZM118 144H119V143H118ZM122 144H123V143H122ZM134 144H135V141H134ZM157 144H158V143H157ZM181 144H182V143H181ZM188 144H189V143H188ZM1 145H2V144H0V146H1ZM36 145H37V146H36ZM52 145H53V144H52ZM55 145H56V144H55ZM69 145H71V144H69ZM73 145H74V144H73ZM94 145H93V146H94ZM98 145H99V144H98ZM98 145H95L94 147L97 148ZM101 145H100V146H101ZM108 145H109V144H108ZM127 145H128V144H127ZM132 145H133V144H132ZM136 145H137V144H136ZM154 145H155V144H154ZM169 145H170V144H169ZM184 145H185V144H184ZM46 146L49 147V145H46ZM93 146H92V147H93ZM100 146H99V147H100ZM102 146H101V148H102ZM117 146H118V145H117ZM122 146H123V145H122ZM124 146H126V145H124ZM129 146H130V144H129ZM163 146H165V145H163ZM178 146H179V145H178ZM24 147H25V146H24ZM26 147H27V146H26ZM72 147H74V146H72ZM89 147H90V146H89ZM99 147H98V148H99ZM115 147H116V146H115ZM136 147H137V146H136ZM155 147H156V145H155ZM155 147L153 146V147H151V148L154 149ZM172 147H173V146H172ZM197 147H198V146H197ZM210 147H211V145H210ZM244 147L247 148V149L245 150ZM42 148H43V149H42ZM58 148H59V146H58ZM62 148H63V147H62ZM64 148H65V146H64ZM68 148L70 149L71 147H68ZM68 148H67V149H68ZM74 148H75V147H74ZM90 148H91V147H90ZM96 148H92V149H94V150L96 151ZM101 148H100V149H101ZM116 148H117V147H116ZM126 148H127V146H126ZM126 148L124 149V151H123V154H124V155H122V156L125 157V156L127 155V156H129L130 158L133 157L134 160H133V158H131L132 161H135V155H138L139 158H140V154H139V153H142V151H141L140 149H139L140 152H139L138 154H137V153H136V154L134 153V156H133V155L131 156V154H132L131 152H132V151H131L130 154H129V153L127 152ZM158 148H159V147H158ZM160 148H161V147H160ZM169 148H170V147H169ZM186 148H187V147H186ZM199 148H200V147H199ZM35 149H36V148H35ZM39 149H40V150H39ZM60 149H61V147H60ZM67 149L65 148V150L67 151V152L64 151L65 153H68V150H69V149H68V150H67ZM100 149H99V150H100ZM133 149H134V148H133ZM148 149L150 150V147H148ZM165 149H166V148H165ZM170 149H171V148H170ZM172 149L174 150L175 148H172ZM190 149H191V148H190ZM192 149H193V148H192ZM206 149H207V148H206ZM209 149H210V148H209ZM77 150H78V149H77ZM114 150H115V149H114ZM114 150H113V152H115ZM145 150H147V148H146ZM149 150H147L148 153H149ZM173 150H172V151H173ZM175 150H176V149H175ZM199 150H201V149H199ZM204 150H205V149H204ZM207 150H208V149H207ZM26 151H27V153H29V150H26ZM32 151H33V149H32ZM44 151H45V152H44ZM46 151H47V152H46ZM50 151H52V149H50ZM60 151H62V150H60ZM74 151H75V150H74ZM91 151H93V150H91ZM101 151H102V154H103L104 151H103V150H100V152H101ZM150 151L152 152L153 150L151 149ZM155 151H156V150H154V152H155ZM158 151H159V150H158ZM165 151H166V150H165ZM167 151H168V149H167ZM182 151H183V150H182ZM192 151H193V150H192ZM197 151H198V150H197ZM205 151H206V150H205ZM62 152H63V151H62ZM62 152H61V153H62ZM97 152H98V154H99V151H97ZM108 152H110V155H109L110 157H108V163H107V165H105V166H106L107 168L112 167L114 164H115V165L117 164V165L119 166V163H120V164L122 163V161L119 160V159H121L122 156H121V155H120V156L117 155V156H115V157L112 156V155H111V151L109 150V148H108ZM135 152H136V151H135ZM137 152H138V151H137ZM145 152H146V151H145ZM199 152H200V151H199ZM199 152H198V153H199ZM201 152H202V150H201ZM206 152H209V151H206ZM30 153H31V150H30ZM79 153H80V152H79ZM82 153H84V152L82 151ZM155 153H157V152H155ZM155 153H154V154L152 153V155H153V156L156 155L157 158H154V157H153V158H150V157H152V156L147 157L148 155H146V157H147L148 159H151V160L153 161V160H155V159L158 160V159L160 158V156H161V157H162V156H164V157L167 156V154L164 153V152H162V153H164V154H155ZM158 153H160V151H159ZM32 154H33V153H31V155H32ZM34 154H35V152H34ZM45 154H44L43 158H45V156H47V155H45ZM52 154H53V155H52ZM89 154L91 155V152H90ZM92 154H95V155H96L97 153L94 152V153H92ZM98 154H97V158H98ZM102 154H101V155H102ZM116 154H118V152H117ZM116 154H115V155H116ZM119 154H120V153H119ZM121 154H122V153H121ZM128 154H129V155H128ZM142 154H143V153H142ZM170 154H171V153H170V150H169L168 155H170ZM188 154H189V153H188ZM204 154L206 155L205 152L201 153L200 155L203 156ZM24 155H25V154H24ZM24 155H23V156H24ZM28 155L31 156L30 154H28ZM95 155H94L93 158H96ZM21 156H22V155H21ZM56 156H57V154H56ZM58 156H60V155H58ZM64 156H65V155H64ZM67 156H68V154H67ZM81 156H82V155H81ZM83 156H84V155H83ZM83 156H82V157H83ZM102 156L104 157V155H102ZM138 156H137V158H136L137 161H135L133 164L131 163L132 166H131V165L129 164V162H128V163H127L128 166L133 167L134 165H136V163H137V164H138V163H143V165H144L145 162H143V161L146 159L145 156L141 155V156H143V158H145V159L142 160L141 162H140V160L138 159ZM158 156H159V157H158ZM170 156H171V155H170ZM178 156H179V155H178ZM180 156H183V155H180ZM184 156H185V155H184ZM207 156H208V153H207V155H206L205 157H206V159H207V161H208V163H209V160H208L209 158H207ZM209 156H211V155H209ZM79 157H80V156H79ZM103 157H102V158H103ZM164 157H163V158H164ZM189 157H190V156H189ZM104 158H105V157H104ZM125 158H126V157H125ZM163 158H162V159H163ZM169 158H170V157H169ZM181 158H182V157H181ZM89 159H90V158H89ZM91 159H92V158H91ZM117 159H118V160H117ZM126 159H127V158H126ZM140 159H142V158H140ZM172 159H173V160H171V159L168 160V162H169V161H172V163H173V162L176 161V162H178L179 164L181 163L179 158H176V160H175V159H174V156H173ZM177 159H179V160H177ZM183 159H185V158H182L181 161L185 162ZM92 160L94 161V159H92ZM97 160H98V159H97ZM97 160H96V161H97ZM99 160H102V159L99 158ZM127 160H128V159H127ZM138 160H139V161H138ZM151 160H150V161H151ZM157 160L153 161V164H154V163L156 164V163H157V162H156ZM118 161H119V163H118ZM152 161H151V162H152ZM159 161H160V160H159ZM162 161H163V160H161L160 163H161ZM202 161L204 162V160H202ZM210 161H212V159H211ZM89 162H90V161H89ZM89 162H88V163H89ZM105 162H106V159H105ZM115 162H116V163H115ZM130 162H131V161H130ZM165 162H166V161H165ZM212 162H213V161H212ZM215 162H216V161H215ZM27 163H28V162H27ZM124 163H126L125 160H124ZM162 163H163V162H162ZM170 163H171V162H170ZM170 163H166V164L168 165V164H170ZM208 163H206V164H208ZM217 163H218V162H217ZM105 164H106V163H105ZM174 164H175V163H174ZM179 164H178V165H179ZM200 164H201V163H200ZM200 164H199V165H200ZM211 164H214V163H211ZM40 165H41V164H40ZM40 165H39V166H40ZM117 165H116V166H117ZM141 165H142V164H141ZM141 165H139V166H141ZM156 165H158V164H156ZM159 165L162 167L163 165H165V163L162 164V165H161V164H159ZM170 165H171V164H170ZM170 165H169V166H170ZM181 165H182V164H181ZM181 165H179V166H181ZM184 165H185V164H184ZM190 165H191V164H190ZM214 165H216V164H214ZM105 166H104V167H105ZM108 166H109V167H108ZM123 166H124V165H123ZM185 166H186V165H185ZM209 166H210V164H209ZM212 166H213V165H212ZM40 167H41V166H40ZM40 167H39V168H40ZM113 167H115V166H113ZM126 167H127V166H126ZM131 167H130V168H131ZM136 167H137V165H136ZM154 167H155V166H154ZM193 167H194V165H193ZM127 168H128V167H127ZM156 168H157V167H156ZM156 168H155V169H156ZM174 168H175V167H174ZM181 168H182V167H181ZM240 168H241V169H240ZM41 169H42V168H40V171H41ZM43 169H45V168L43 167ZM135 169H136V168H135ZM138 169H139V168H138ZM140 169H141V170H144V169H145V166H144V167L142 166ZM153 169H154V168H152V170H153ZM157 169H159V166H158ZM157 169H156V170H157ZM171 169L173 170V168L170 167L169 170H171ZM141 170H140L139 172H137V171H136V172H133V171H132V172H130L129 176L133 178V176H131V175H133V174H135V173L138 174L137 176H141V172H142ZM149 170H150V169H149ZM149 170L146 169V170L144 171V172H146V173H147V171H148V174H145V173L143 172V173H144L143 176L146 175V177L144 176V177L146 178L145 180H143L142 177H138L139 179H140V178L142 179V180L140 179V181H141V186H142V187L139 185L140 182H139V180L137 179V177L134 176V178H135V179H134L135 182H136V181H137V183L139 182V183H138L139 188H140V190L145 191V194H146V191H147L146 189H148L149 187H150V188L152 187V189L150 190V188H149V189H148V192H147L148 194L151 195L150 191L153 192V190L156 189L155 186H157V187H158V186H159V187L162 186V187H163V183H164V184L166 183L165 181H167V183H166V188L168 189L167 184L169 185V183H171V182L174 183V184H176V183H177L176 180L179 178V177H177V176H178V175H177V176H176L177 179L175 180V178H174L175 176H174V175H173V177H171V176H172L171 174H170L171 176H170V175L168 176V173L165 174V172H163L165 175H167L165 178H167V179H169V180H166L165 178L162 179L161 177H163V175H160V173L157 171V174L160 175V176H159L160 179L163 180V181L165 180L164 182L161 181V185H160V179H159L158 175H157L156 173H155V174H156V175H155L151 170H150V171L152 172V174H149V173H150ZM156 170H155V172H156ZM160 170H162V168H161ZM167 170H168V169H167ZM169 170H168V171H169ZM172 170H171V171H172ZM175 170H178V171H175ZM175 170H174L173 172H176V174H177V173L179 172V170L181 171L182 169H178V166H177V168H176ZM211 170H212V169H211ZM105 171H106V170H105ZM200 171H201V170H200ZM200 171L197 170V172H200ZM160 172H161V171H160ZM169 172H170V171H169ZM185 172H186V171H185ZM185 172H184V173H185ZM194 172L197 173L196 171H194ZM127 173H128V172H127ZM127 173H126V174H127ZM186 173H187V172H186ZM186 173L184 174V176H186V178H187V177L189 176V174H186ZM189 173H190V172H189ZM200 173H202V171H201ZM161 174H162V172H161ZM197 174H198V173H197ZM211 174H215V173H211ZM228 174H230V173H228ZM231 174H230V176H231ZM118 175H119V174H118ZM148 175H149V177H148ZM165 175H164V176H165ZM181 175H182V174H181ZM216 175H217V174H216ZM243 175H244V174H243ZM102 176H103V175H102ZM126 176H127V175H126ZM156 176H157L158 179H159V183H158V182H155V183H154V181H158ZM184 176H183V178H182V176H180V179H179L178 181H182V180L185 178ZM194 176H195V175H192V177H188V178L186 179V181H187L186 183L188 184V183H191L192 181H193L192 183H194L195 181H197V180L194 181V179H190V178H195V179L197 178V176H196V177H194ZM222 176H223V175H222ZM222 176H220V177H222ZM230 176H227V177H230ZM234 176H235V177H234ZM91 177H92V176H91ZM91 177H90V178H91ZM114 177H115V176H114ZM127 177H128V176H127ZM168 177H169V178H168ZM223 177H224V178H223L224 180H225V179H227V181L229 180V178H226V176H223ZM243 177H244V176H243ZM104 178H105V176H104ZM115 178L117 179V177H115ZM120 178H122V177H120ZM120 178H119V176H118V179H120ZM132 178H130L131 181H128L127 185H126V181H127V179L130 180L129 178H127V179L124 180L125 183H123V182H124V181H123V178H122V181L119 180V181L122 182V185H121V182H120V183L118 182V180L115 182L116 179L113 180L116 184H115V183L113 184V183H112L113 181H112V182H111V181L108 182V184H109V183L113 184V185H111V187L114 186V188H115V185H117V183L120 184V185H117L118 187H119V186H123V185L125 184V185H126V189H129V188H127V186H128V184L131 185V184L133 183L132 181H134V180H132ZM171 178H172V179L174 178V180H173L174 182H173V181H170ZM181 178H182V180H181ZM209 178H210V177H209ZM216 178H217V177H216ZM218 178H219V177H218ZM234 178H235L236 180H234ZM238 178H239L240 181L237 180ZM92 179H93V178H92ZM105 179H106V178H105ZM113 179H114V178H113ZM210 179H211V178H210ZM223 179L221 178V180H223ZM94 180H95V179H94ZM102 180H103V179H102ZM102 180H101V181H102ZM106 180H107V179H106ZM106 180H104V181H106ZM184 180H185V179H184ZM184 180H183V181H184ZM230 180H231V179H230ZM230 180H229V181H230ZM91 181H92V180H91ZM107 181H108V180H107ZM169 181H170V182H169ZM183 181H182V182H183ZM217 181H218V180H217ZM219 181H220V178H219ZM129 182H131V184H130ZM182 182H181V183H182ZM197 182H198L197 184L200 183L199 181H197ZM220 182H223V181H220ZM220 182H219V184H220ZM143 183H144V185H142ZM157 183H158V185H156ZM34 184H35V183L33 182V185H34ZM39 184H40V183H39ZM39 184H37V185H39ZM106 184H107V183H106ZM108 184H107V186H109ZM134 184H135V183H134ZM134 184H132V185H134ZM145 184H147V185H145ZM153 184H154V185H153ZM174 184H173V185H174ZM183 184H184V183H182V185H183ZM195 184H196V183H195ZM221 184H222V183H221ZM221 184H220V185H221ZM223 184H224V183H223ZM226 184H227V183H226ZM236 184H237V183H236ZM103 185H104V184H103ZM103 185H102V186H103ZM152 185H153V186H152ZM173 185H172V187H173ZM178 185H179V184H177L176 186L180 189V186H181V185H180V186H178ZM199 185H200V184H199ZM224 185H225V184H224ZM57 186H58V185H57ZM117 186H116V188H117ZM135 186H136V185H134V187L131 186L133 189H131V190L129 189V190H128V194H129V196H130L131 198H132V197H133V198H134V197L136 198V196H137V193L135 194V193L133 192L134 189H135ZM148 186H149V187H148ZM164 186H165V185H164ZM170 186H171V185H169V187H170ZM174 186H175V185H174ZM212 186H213V185H212ZM221 186H222V185H221ZM241 186H243L245 189L242 190V189H241ZM39 187H40V185H39ZM124 187H125V186H124ZM144 187H146V188L144 189ZM172 187H171V189H172ZM181 187L183 188V186H181ZM184 187H185V189H188V188H186V186H184ZM187 187H188V186H187ZM193 187H194V186H193ZM193 187L189 186V188H190L191 190H192ZM199 187H200V186H199ZM199 187H198V188L196 187L197 190L199 189ZM243 187H242V188H243ZM36 188H38V187H36ZM94 188H95V187H94ZM96 188H98V187H96ZM96 188H95V189H96ZM99 188H100V190H102L103 187H99ZM116 188L114 189L115 192L117 191ZM120 188H122V187H120ZM120 188H119V189H120ZM137 188H138V186H137ZM137 188H136V189H137ZM139 188H138V189H139ZM164 188H165V187H163V189H164ZM166 188H165V189H166ZM173 188H175V187H173ZM196 188L194 187V189H193L194 192L197 191V190H195ZM221 188H222V187H221ZM221 188H220V189H221ZM223 188H224V187H223ZM234 188H235L234 186H233L232 188L230 187V189H232V191H235L236 189L238 190V188H235V190H233ZM38 189H39V188H38ZM117 189H118V188H117ZM123 189L125 190V188H122V191H123ZM157 189H158V188H157ZM161 189H162V188H161ZM165 189L162 190V193H163V191H166ZM200 189H201V188H200ZM220 189H219V190H220ZM246 189H247V190H246ZM100 190H99V189L96 190V191H98V193L96 192L98 195L100 194V193H99ZM114 190H113V191H114ZM120 190H121V189H120ZM149 190H150V191H149ZM169 190H170V189H169ZM174 190H175V189H174ZM191 190H188L187 193L185 192V196L188 195L189 191H191ZM193 190H192V191H193ZM211 190H212V189H211ZM239 190H238V191H239ZM44 191H45V190H44ZM44 191H43V189H42V191H40V192H44ZM118 191H119V190H118ZM122 191H121V192H122ZM131 191H132V192H131ZM155 191L158 192V190H155ZM160 191H161V190H160ZM167 191H168V190H167ZM167 191H166V193H165V196H168V198H169V195H168V194H170V192H169V191L167 192ZM223 191H224V190H223ZM225 191H226V190H225ZM238 191H236V192H238ZM121 192H120V193H121ZM129 192L132 193V195H131ZM137 192H138V191H137ZM140 192H142V191H139V193H140ZM178 192H180V191H178ZM178 192H177V193H178ZM183 192H184V190H183ZM198 192H199V190H198ZM198 192H197V193H198ZM213 192H214V191H213ZM221 192H222V191H221ZM38 193H39V192H38ZM118 193H119V192H118ZM142 193H143V192H142ZM142 193H140V195H143ZM154 193H155V192H153V195H154ZM223 193H225V192H222V194H223ZM238 193H239V192H238ZM240 193H241V192H240ZM244 193H243V194H244ZM39 194H41V193H39ZM43 194H45V192H44ZM92 194H94V192H92ZM92 194L88 195V196H91L90 199L93 198V197H92V196H93ZM97 194H96V195H97ZM122 194H123V193H122ZM122 194H121V195H122ZM126 194H127V190H126ZM128 194H127L128 200H127V202H126V205H128V207H129V204H130L132 210L130 209L128 213H130V212L132 211V212H131V215H132V213L134 214V211H133V210L135 209V207H133L132 204H134V203H133L132 201H130ZM155 194H156V193H155ZM157 194H158V193H157ZM166 194H167V195H166ZM174 194H176L175 191H174ZM190 194L193 196V193L190 192ZM190 194H189V196H190ZM214 194H215V193H214ZM228 194H229V193H228ZM45 195H46V194H45ZM96 195H94L95 198L97 197ZM101 195H104V194H101ZM133 195H134V196H133ZM161 195H162V194H161ZM199 195H200V193H199ZM225 195H226L225 198H226V197L228 198V197L230 196V195H227V193H225ZM231 195H232V194H231ZM235 195H236V194H235ZM244 195H245V194H244ZM88 196H87V197H88ZM105 196H106V195H105ZM147 196H148V195H147ZM147 196H144V195H143V198H142V199L144 200V197L147 198ZM154 196L157 197L156 195H154ZM154 196H153V197H154ZM194 196H195V194H194ZM222 196H223V195H222ZM233 196H234V195H233ZM233 196H232V197H233ZM51 197H53V196H51ZM51 197H50V198H51ZM103 197H104V196H103ZM122 197H124V194L122 195ZM127 197L125 196L126 199H127ZM139 197H140V196H139ZM155 197H154V198H155ZM158 197H159V195H158ZM197 197H198V195H197ZM197 197H192V200H194V199L197 198ZM200 197H201V195H200ZM200 197L198 198L199 200H200ZM88 198H89V197H88ZM105 198H107V199H105V200H108V199H109V196H107V197H105ZM118 198H119V197H118ZM125 198H124V199H125ZM133 198H132V199H133ZM135 198H134V199H135ZM151 198H152V195H151V197H149L148 199H151ZM154 198H152V199H154ZM164 198H166V197H164ZM177 198H178L177 195H176V198H175V196H172V197L170 198V203H167V204H166V202H168L169 199H168V200L165 199L164 202H165L166 205H165L163 202H161V203H163L162 205H161V204H159V205L157 204L158 206H161L159 209H158V207H157V209H158L159 211H160L161 208H164V209H165V211L162 210V211H164V212H161V213H164V214H165V213H168V214H167V215H168L167 217H169L168 220L166 219V217H164L163 215H161V213H158V214L161 215V217L163 216V218L166 219L167 222H163V223H166V224H164V225H167V223H169V221H170L171 218L174 219V218L176 217V215H177L176 210H179V211H180V210H182V208H183V209H184V208L186 209L187 206L189 207V205H187L186 202H185V203H186L187 206L184 205V204H183V206L181 205V203H183V202H182L183 199H182V200L180 199L181 201H180V204H179V203H178L179 200H177ZM180 198H181V197H180ZM193 198H194V199H193ZM214 198H215V197H214ZM217 198H218V197H217ZM222 198H223V197H222ZM227 198H226V200H228ZM236 198H238V199L240 200V199H242L243 197H242V198L236 197ZM99 199H100V198H99ZM120 199H121V198H120ZM122 199H123V198H122ZM122 199H121V200H122ZM124 199H123L122 201L125 203V200H126V199H125V200H124ZM132 199H131V200H132ZM137 199H138V198H137ZM137 199H135V200H137ZM152 199H151V200H152ZM155 199H156V198H155ZM155 199H154V200H155ZM157 199H158V198H157ZM157 199H156V201H154L155 203H157ZM160 199H161V198H160ZM219 199H220V198H219ZM223 199H224V198H223ZM230 199H232L231 196H230ZM233 199H235V198H233ZM249 199H250V200H249ZM48 200H49V198H48L47 200L45 199V202L48 201ZM86 200H87V199H86ZM91 200H93V199H91ZM91 200H89V201L91 202ZM101 200L103 201L104 199L101 198ZM105 200H104V201H105ZM135 200H134V201H135ZM138 200H139V199H138ZM138 200H137V201H138ZM143 200H142V201H143ZM176 200H177L178 202H177ZM185 200H186V199H185ZM196 200H197V199H195L194 202L197 204L198 202H196ZM89 201H88V202H89ZM119 201H120V200H119ZM129 201H130L131 203H130ZM144 201H145V200H144ZM152 201H153V200H152ZM214 201H215V200H214ZM224 201H225V199H224ZM229 201H230V200H229ZM231 201H232V200H231ZM231 201H230V202H231ZM43 202H44V201H43ZM84 202H85V201H84ZM88 202H87V204H88ZM90 202H89V203H90ZM93 202H94V200L92 201V203H93ZM98 202H99V201H98ZM128 202H129V203H128ZM135 202H136V201H135ZM139 202H140V201H139ZM175 202H177V203H175ZM187 202H188V201H187ZM189 202H190V201H189ZM189 202H188V204L192 203V202H190V203H189ZM219 202H220V201H219ZM219 202H218L217 204L220 206L221 204H219ZM232 202H233V201H232ZM235 202H239V201H238V200H234V204H232V203L230 204L229 202H228V203L226 202L228 205H227L226 203H224V204H226L227 207L225 208V211H223V210L221 211V216H222V214H226V213H227L226 215L230 214V213H228V212H229V210L231 209V207H232L231 210H233L236 206H238L240 209H242V207L239 206L240 203H239V205H235V204H236ZM240 202H242V200H240ZM244 202H245V203H244ZM199 203H200V202H199ZM83 204H85V203H83ZM87 204H86V207L90 208V210H91L92 207L89 206V205H87ZM135 204H136V203H135ZM135 204H134V205H135ZM144 204H145V203H144ZM144 204H143V205H144ZM149 204H150V203H149ZM170 204H171V205H170ZM178 204H179V205H178ZM193 204H194V203H193ZM196 204H195V205H196ZM91 205H94V204H91ZM157 205H156V206H157ZM168 205H169V207H168ZM195 205H194V206H195ZM198 205H200V204H198ZM198 205H197V207L199 208ZM202 205H203V204H202ZM234 205H235V206H234ZM84 206H85V205H84ZM141 206H142V205H141ZM145 206H146V205H145ZM162 206H163V207H162ZM164 206H166V207H164ZM194 206H193V207H194ZM223 206H225V205H223ZM244 206H245V205H244ZM244 206H243V207H244ZM110 207H111V206H110ZM114 207H115V206H114ZM128 207H127V208H128ZM132 207H133V208H132ZM138 207H139V205L137 206V208H138ZM142 207H144V206H142ZM191 207H192V205H191ZM191 207H189V208H191ZM193 207H192V208H193ZM197 207L195 206V210L192 209V210H191V211H192L191 213H194L195 211H196V213H197V212H198V211L196 210ZM200 207H201V206H200ZM228 207H229L230 209H229ZM238 207L235 208V213H234V210H233V211L230 210V212L234 213L236 216H237V215L239 216L240 214H237V211H236L237 209H239ZM94 208H95V207H94ZM105 208H106V207H105ZM112 208H113V206H112ZM213 208H214V207H213ZM221 208H222V207H221ZM221 208H220V209H221ZM139 209H140V207H139ZM139 209H137V210H139ZM143 209H145V208H143ZM143 209H141V210H143ZM148 209H149V208H148ZM153 209H155V208H153ZM157 209H156V211H158ZM218 209H219V208H218ZM240 209H239V213H241V211L243 212L244 209H246V207L243 208L241 211H240ZM106 210H107V209H106ZM109 210H110V209H109ZM246 210H247V209H246ZM110 211H111V210H110ZM114 211H115V210H114ZM146 211H147V210H146ZM146 211H143V212H144V217H148L149 220H150V216L156 215V214H152V213H150V214H152V215L149 214V215H150V216H149V215L146 213ZM149 211H150V210H148L147 212H149ZM156 211L154 210L153 212H156ZM189 211H190V210H188L187 212H189ZM204 211H205V210H204ZM216 211H217V210H216ZM226 211H227V212H226ZM103 212H106V213H107V211H104V210H103ZM103 212H102V213H103ZM108 212H109V211H108ZM126 212H127V211H126ZM135 212H137V211L135 210ZM151 212H152V211H151ZM182 212H183V211H182ZM246 212H247V213L250 212L249 209H248ZM98 213H99V212H98ZM145 213H146L148 216H147V215L145 216ZM189 213H190V212H189ZM189 213H188V214H189ZM196 213H195V215H196ZM232 213H231V214H232ZM247 213H246V214H247ZM103 214H104V213H103ZM107 214H108V213H107ZM111 214H113V213H111ZM137 214L139 215L140 213L137 212L135 215H137ZM180 214H182V213H180ZM180 214H179V215H180ZM188 214H187V215H188ZM231 214H230V217H231ZM234 214H233L232 216H234V218H235V220H236L238 217L236 218V216H235ZM243 214H245V213L243 212ZM248 214H250V213H248ZM257 214H258V215H257ZM96 215H97V214H96ZM101 215H102V214H101ZM101 215H100V217H102ZM105 215H106V214H104L103 216H105ZM126 215H127V213H126ZM128 215H129V214H128ZM128 215H127V216H128ZM135 215H134V216H135ZM142 215H143V214L141 213V216H142ZM165 215H166V214H165ZM182 215H183V218L185 219L184 215L186 216V214L183 213ZM182 215H181V217H182ZM193 215H194V214H192V217H193V219H195V218H194L195 216H193ZM197 215H198V214H197ZM111 216H112V215H111ZM100 217H99V218H100ZM118 217H119V216H118ZM177 217H178V216H177ZM189 217H190V215H189ZM228 217H229V216H228ZM228 217H226V218H228ZM240 217L244 219V217H242L241 215L239 216L238 219H241ZM107 218H109V217L107 216ZM136 218H141V217L138 216V217H136ZM136 218H133V217H132V218H131V217L129 218V217H128V219H127V220H128V223H130V222H131V223H133V222L135 223V221L132 222L131 220H133V219H134V220H137ZM154 218L159 219V217L157 218V215H156V217H154ZM154 218H153V219H154ZM197 218H198V216L196 217V219H197ZM231 218H232V217H231ZM245 218H246V217H245ZM104 219H105V218H104ZM146 219H147V218H146ZM153 219H152V220H153ZM156 219H155V221H156ZM160 219H162V218H160ZM172 219H171V220H172ZM177 219H179V218H177ZM190 219H191V218H190ZM199 219H200V218H198L197 221H198ZM256 219H257V218H256ZM98 220H99V219H98ZM109 220H110V219H109ZM111 220L113 221V219H111ZM114 220H115V219H114ZM118 220H119V219H117V221H118ZM139 220H140V219H139ZM139 220H138V223H140ZM147 220H148V219H147ZM149 220H148V221H149ZM162 220H164V219H162ZM225 220H226V219H225ZM250 220H251V219H250ZM117 221H113V222H117ZM119 221H120V220H119ZM119 221H118V222H119ZM148 221H147V222H148ZM157 221L159 222V220H157ZM164 221H165V220H164ZM172 221H173V220H172ZM180 221H181V220H180ZM180 221H179V222H180ZM190 221H192V219H191ZM199 221H201V220H199ZM236 221H237V220H236ZM242 221H243V220H242ZM257 221L259 222V220H257ZM257 221H256V222H257ZM108 222H109V221H108ZM113 222H112V223H113ZM118 222H117V223H113V224L116 225V224H118ZM150 222H152V221H150ZM160 222H161V220H160ZM179 222L177 221L176 224H178ZM195 222H196V220H195ZM226 222H227V221H226ZM229 222H230V221H229ZM232 222H233V221H232ZM93 223H94V222H93ZM134 223H133V224H134ZM172 223H175V221H174V222H171V224H172ZM196 223H198V222H196ZM238 223H239V221H238ZM244 223H246V222H244ZM263 223H264V222H263ZM154 224H155V222H154ZM156 224H158V223H156ZM160 224H161V223H160ZM190 224L193 225V221H192V223H190ZM232 224H233V223H232ZM232 224H231V225H232ZM140 225H141L140 227H142L143 224H140ZM144 225H147V224L144 223ZM151 225H152V224H151ZM161 225H162V224H161ZM164 225H163V226H164ZM200 225H202V224H200ZM200 225H199V226H200ZM242 225H243V224H242ZM258 225H259V224H258ZM258 225H256V226H258ZM131 226H132L133 228H136V224L134 225L135 227H134L133 225L130 224V225H129V228H127L128 226L125 225L124 230H125V229H126V230H127V229L129 230ZM156 226L158 227L159 225H156ZM172 226H173V224L170 226V228H171ZM202 226H203V225H202ZM259 226H260V225H259ZM261 226H262V225H261ZM122 227H123V226H122ZM132 227H131V228H132ZM137 227H138V225H137ZM148 227H149V226H148ZM148 227H147V228H148ZM153 227H155V226H153ZM160 227H161L162 231H160L159 235H166V234H167V231L163 232V227H162V226H159V228H160ZM164 227H165V226H164ZM175 227H176V225H175ZM228 227H229V226H228ZM233 227H235V226H233ZM233 227H231V228L233 229ZM247 227H248V226H247ZM247 227H246V228H247ZM118 228H119V227H118ZM150 228H151V227H150ZM155 228H156V227H155ZM173 228H174V227H173ZM173 228H172V229H173ZM176 228L179 229L178 227H176ZM192 228H193V227H192ZM194 228H195V227H194ZM203 228H204V226H203ZM138 229H139V227H138ZM143 229H146V228L144 227ZM153 229H154V228H153ZM156 229H157V228H156ZM195 229H196V228H195ZM241 229H242V228H241ZM244 229H245V228H244ZM247 229H249V228H247ZM130 230H132V229H130ZM133 230H134V229H133ZM139 230H140V229H139ZM251 230H252V229H251ZM121 231H122V229H121ZM142 231H144V230H142ZM142 231H141V233H142ZM155 231H156V230H155ZM158 231H159V230H158ZM176 231H177V230H176ZM178 231L180 232V230H178ZM197 231H198V230H197ZM248 231H249V230H248ZM248 231H247V233H248ZM260 231H261V230H260ZM127 232H129V231H127ZM133 232H134V231H133ZM133 232H132V233H133ZM151 232H153V231L151 230ZM151 232L149 233L150 235L152 234ZM156 232H157V231H156ZM183 232H184V231H183ZM190 232H192V234L194 235V232H195V231L193 232V230H191ZM233 232H234V231H233ZM243 232H244V231H243ZM253 232H254V231H253ZM115 233H116V232H115ZM124 233H125V232H123V231H122V233L120 232V234L122 235V236H121V235L119 234V235L121 236V238L124 237V236H123ZM137 233H138V232H137ZM163 233H166V234H163ZM174 233H175V231H174ZM237 233H238V232H237ZM245 233H246V232H245ZM245 233H244V234H245ZM250 233H251V231H250ZM257 233H258V232H257ZM116 234H117V233H116ZM133 234H134V233H133ZM133 234H130V236H132L133 238L136 237V234H134L135 236H133ZM143 234L146 235L145 233H143ZM155 234H156V233H155ZM155 234H153V235H155ZM171 234H172V232H171ZM175 234H176V233H175ZM199 234H200V233H199ZM253 234H254V233H252L251 235H253ZM262 234H263V233H262ZM262 234H261V235H262ZM119 235H117L118 238L120 237ZM124 235H125V236H126V235L128 236L127 233L124 234ZM167 235H169V233H168ZM173 235H174V234H173ZM173 235H172V236H173ZM190 235H191V233H190ZM241 235H242V234H241ZM249 235H250V234H249ZM258 235H259V234H258ZM258 235H257V237H258ZM137 236H138V238H139V234H137ZM194 236H195V235H194ZM194 236H193L192 239H195ZM254 236H255V235H254ZM254 236H252V238H253ZM95 237H96V236H95ZM115 237H116V236H115ZM117 237H116V238H117ZM140 237H141V236H140ZM147 237H148V235H147ZM151 237H152V238H151ZM151 237H148V238H149V239H150V238H151V239L154 238L153 236H151ZM167 237H168V236H166V238H167ZM169 237H171V236H169ZM169 237H168V238H169ZM182 237H183V236H182ZM199 237H200V235H199ZM247 237H248V234H247ZM250 237H251V236H250ZM263 237H264V235H263ZM263 237H262V238H263ZM96 238H97V237H96ZM133 238H132V239H133ZM138 238H137V240H138ZM148 238H147V239H148ZM239 238H240V237H239ZM242 238H243V237H242ZM242 238H240V239L242 240ZM262 238H261V240H262ZM111 239H112V238H111ZM113 239H114V238H113ZM158 239H159V237H157V241L155 240L156 242H153L152 244L150 243L151 245H150L149 248H151V249H157V248H158L157 246H159L160 243H161V241H159ZM161 239H162V236H160V240H161ZM164 239H165V238H164ZM164 239H163V240H164ZM181 239H182V238H181ZM183 239H184V238H183ZM183 239H182V240H183ZM104 240H105V239H104ZM107 240H108V239H107ZM107 240H106V241H107ZM123 240H124V239H123ZM252 240H253V239H252ZM128 241H129V242H128ZM128 241H127V240H124V243H125V242L128 243V244L131 243V240L129 239V237H128ZM148 241L151 242V240H148ZM158 241L160 242V243H158L159 245H158V244H155V243H157ZM164 241H165V240H164ZM178 241H179V239H178ZM184 241H185V240H184ZM184 241H183V242H184ZM197 241H198V240H197ZM197 241H194V243H197ZM132 242H134V243L136 244V238H135L134 241H132ZM162 242H163V241H162ZM102 243H103V242H102ZM140 243H141V242H140ZM131 244H132V243H131ZM176 244H177V242H176ZM178 244H179V243H178ZM178 244H177V246H178ZM182 244H184V243H181L180 245H182ZM201 244H202V243H201ZM230 244H231V243H230ZM138 245H139V244L137 243V245H136V246H137V249H140V248H141V246H140L141 244L139 245V248H138ZM174 245H175V243H174ZM185 245H188V244L185 243ZM197 245H198V243H197ZM197 245H196V246H197ZM202 245H204V243H203ZM127 246H129V245H126V246H125V244H124V248H128ZM144 246H145V245H144ZM144 246H143V247H144ZM160 246L163 247V245H160ZM182 246H184V245H182ZM182 246H181V247L178 246V247H179V248H182ZM188 246H189V245H188ZM193 246H195V245H193ZM244 246H246V245H244ZM109 247H110V245H109ZM146 247H147V245H146ZM175 247H176V246H175ZM178 247H177V248H178ZM199 247H200V244H199ZM240 247H241V246H240ZM242 247H243V246H242ZM131 248H132V247H131ZM196 248H198V247H196ZM94 249H95V248H94ZM129 249H130V248H129ZM141 249H142V248H141ZM143 249H144V248H143ZM172 249H173V248H172ZM203 249L205 250V248H203ZM236 249H237V248H236ZM241 249H242V248H241ZM244 249H247V247L244 248ZM244 249H243V250H244ZM251 249H252V247H251ZM91 250L93 251V248H92ZM145 250H146V249H145ZM160 250H161V249H160ZM160 250H158V251H160ZM185 250H186V249H185ZM201 250H202V248H201ZM204 250H203V251H204ZM206 250H207V249H206ZM257 250H258V249H257ZM257 250H256V251H257ZM260 250H261V249H260ZM96 251H97V250H96ZM158 251H157V252H158ZM162 251H163V250H162ZM170 251H171V249H170ZM177 251H178V250H177ZM177 251H176V252H177ZM194 251H195V250H194ZM93 252H94V251H93ZM125 252H126V251H125ZM176 252H175V253H176ZM195 252H196V251H195ZM197 252H198V250H197ZM197 252H196L195 254L199 256V253L197 254ZM199 252H201V251H199ZM247 252H248V251H247ZM250 252H251V250H250ZM250 252H249V253H250ZM98 253H99V252H98ZM98 253H97V254H98ZM103 253H104V252H103ZM103 253H102V254H103ZM128 253H130V250H129V252H127L126 254L128 255ZM159 253H161V251H160ZM202 253H203V252H201V255H205V254H202ZM234 253H235V252H234ZM97 254H93V256H91V258L94 257V256L97 255ZM99 254H100V253H99ZM130 254H131V253H130ZM130 254H129V255H130ZM137 254L140 255L139 253H136V255H137ZM235 254H236V253H235ZM257 254H258V253H257ZM129 255H128V256H129ZM136 255H135V256H136ZM178 255H179V254H178ZM208 255H209V254H208ZM254 255H255V254H254ZM99 256H100V255H99ZM130 256H131V255H130ZM135 256H133V257H132V256L129 257V260L127 259L128 262L131 261L130 258H136ZM151 256H152V253H151ZM174 256H175V255H174ZM174 256H173V257H174ZM198 256H197V257H198ZM236 256H237V255H236ZM250 256H251V255H250ZM256 256H257V255H256ZM199 257H200V256H199ZM228 257H229V256H228ZM244 257H246L245 254H244ZM91 258H90V259H91ZM97 258H100V257H98V255H97ZM127 258H128V257H127ZM175 258H176V257H175ZM207 258H208V257H207ZM250 258H251V257H250ZM95 259H96V258H95ZM231 259H232V258H231ZM237 259H238V258H237ZM242 259H243V258H242ZM253 259L257 260V259H260V258L257 257V259H256V258L253 257ZM253 259H252V261H250L251 259L249 260V261L251 262V264H253V262H255ZM261 259L263 260L264 258L262 257ZM134 260H135V259H134ZM136 260H137V259H136ZM136 260H135V261H136ZM173 260H174V259H172V261H173ZM178 260H179V259H178ZM201 260H202V259H201ZM233 260H234V259H233ZM233 260H232V261H233ZM240 260H241V259H240ZM165 261H166V260H165ZM199 261H200V260H199ZM202 261H203V260H202ZM202 261H201V262H202ZM230 261H231V260H230ZM249 261H248L247 263H250ZM260 261H261V260H260ZM94 262H95V261H94ZM128 262L126 261L125 264H127ZM133 262H134V261H133ZM173 262H174V261H173ZM179 262H180V261H179ZM197 262H198V261H197ZM204 262H205V261H203L202 264H203ZM227 262H228V261H227ZM257 262H259V260H258ZM129 263H130V262H129ZM129 263H128V264H129ZM138 263H139V262H138ZM176 263H178V262H176ZM181 263H183V261L180 262V263H178V264H181ZM240 263H241V262H240ZM160 264H161V263H160ZM170 264H172V263H170ZM196 264H197V263H196ZM200 264H201V263H200ZM245 264H246V262H245ZM262 264H263V263H262Z\"/></svg>",
  "mask_w": 264,
  "mask_h": 264
}]
</instances>
